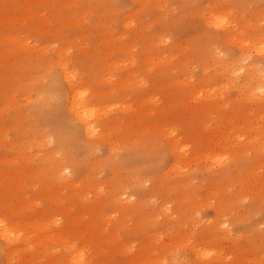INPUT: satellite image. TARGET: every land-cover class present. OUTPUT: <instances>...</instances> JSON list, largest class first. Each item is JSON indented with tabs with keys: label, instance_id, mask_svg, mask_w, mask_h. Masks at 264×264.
I'll use <instances>...</instances> for the list:
<instances>
[{
	"label": "rangeland",
	"instance_id": "obj_1",
	"mask_svg": "<svg viewBox=\"0 0 264 264\" xmlns=\"http://www.w3.org/2000/svg\"><path fill=\"white\" fill-rule=\"evenodd\" d=\"M40 1H42V2H40ZM40 1L37 2L36 0H0V139H1L0 140V198H1L0 199V211L3 210V211H1V213H3V212H4V214L7 213L6 215L9 217L10 220H13L14 222L17 221V222H20V223H23V222H25L27 220H31V219L39 220L41 218H45V219H49L50 221H52V219H55V220L58 219L57 220L58 222L55 221V222H53V225H50V226L47 227L46 233L53 234L55 231H58L57 228H60L61 230H67V231L68 230H74V229H77V230L81 231L78 239L76 240V242H78V243H76V246L79 247L81 245H85L88 248L89 256H92L94 259L96 257L95 260L97 262H99L100 259H101V261L99 262L100 264H105L107 261L109 262V263L107 262V264H120V263L124 264L125 261L129 258V253H125L124 252L126 255L123 252H120V251H118V253H117V250L113 247L111 241H112V239L115 238V236H118L120 238V240L128 241L129 244L132 245L131 249H132V253H134V255L142 252L144 254L143 255L144 257H145V254H148L149 259L150 258L156 259L158 257L159 258H161V257L165 258L166 257L162 264H174V263L175 264H191V263L192 264H202V263L203 264H206V263L207 264H260V263H258L256 261H254V258L256 256L257 257L260 256V257H262L264 259V204L262 202H260V204H261L260 205L257 202L258 200L255 197H253L252 193L248 194V195L246 193V195L244 197H242L243 199L242 198H237L235 193L240 190V185H238V184H236L234 182L232 183V185H229V186L228 185H224V184H216V185H211L209 187L208 184L210 182H209V179L207 180V178H211V177L215 176L216 172L217 173L221 172L223 168H219L220 165L222 166L223 164L225 165L227 163L228 164L230 163L229 166H228V164L225 165V166H227V169H229V170L232 169L231 173H232V177H233V172H234V174H235V172L237 173L238 168L244 167V166L245 167L249 166L251 168L258 162L261 164V161H263V159H264V153L262 152V150L264 151V140L260 143V146H259V147L263 146L262 148H260V153L262 152L260 155L255 154V152L250 148V146H248L250 144L246 145V137H248V134L250 133L251 137H254L255 136L254 134H256L255 131L253 130V128L257 127V129H255V130H258V129L261 130L262 128H260L261 127L260 125L262 123H263L262 127L264 125V122H263L264 114L262 113L263 110L260 111L264 107L262 106V104H261L260 107H257V106L260 105L257 101H254V100H253V102L250 101V99H248V98H246L244 96L243 92L238 91V90L241 89L240 88V84H242L241 82H243V79H244V78L242 79L241 77H244V73L243 72H245V71H243V70H247L245 68L246 66L248 67L249 64L252 63V62L253 63L259 62V64L264 66L263 65L264 64V57H263L264 55L261 53V52H264V51H262L261 48H259V46L264 45V37H263L264 33L262 32V30H264V11H263L264 10V0H228V1L227 0H216V1L214 0V2H213V0H167V1L166 0H162V1L161 0H155V1L154 0H150L151 2L149 0H146V2H145V0L144 1L143 0H139V2H138V0H136V1L135 0H79V1L75 0L76 2L74 0H69L68 2H65L67 0H40ZM72 1L74 3H71ZM31 2H32V4H31L32 6L30 5ZM64 2H65V4L66 3H69V4L68 5L67 4L63 5ZM133 2H134V4H133ZM142 2H145V6H144V4H142ZM147 2H148V4H147ZM154 2H155V4L157 3L156 4V6L158 5L157 7L155 5H153ZM136 4L137 5L140 4V6H137ZM94 5H97L98 8H97V6L94 7ZM165 5L167 6L166 8L168 9V10H166L167 12L163 11V9L165 8ZM87 6L90 7V8H86ZM135 6L137 7V10H136ZM146 6L149 9L150 8L152 9V13H151V9L148 10V8ZM153 6L155 8H153ZM232 7H233V10L231 9ZM229 8H230V10H229ZM87 9H89V10H87ZM90 9L93 10V11H90ZM131 9H132V11H131ZM160 9H162L161 10L162 13L159 11ZM169 9H171V10H169ZM212 9H214V10H212ZM39 10H40V12H39ZM82 10H83V12H82ZM134 10L136 12H138L140 10L142 12V14H141V12H138L137 14H135ZM215 10L216 11L220 10V12H221V10H222V12L224 10L225 13L227 12L228 13V14L226 13L227 19L228 20L231 19L230 20L231 22L228 21V22H230V24H228V22H226L227 24L224 23V24H222V26L219 27V25H217L214 22V19H215L214 16H212V15H214L213 12H216ZM37 11L39 12V14L37 13ZM88 11H90L92 14L90 12H88ZM129 11L131 12L130 13L131 15L129 14ZM143 11H145V13ZM197 11L198 12L206 11V12L203 13L204 14V18H202V19H201V17L199 18L200 15L201 16H203V15L201 13H199L200 14L199 15L197 13ZM259 11L260 12L263 11V12H261V15H260ZM79 12H80V14H79ZM240 12H244V13H240ZM160 13L163 14V15H161ZM210 13L212 14L211 16L214 19L212 17H210ZM28 14H29V16H28ZM132 14L134 16L136 15L135 18L132 16ZM153 15H155V16H153ZM159 15H161V16H159ZM228 15H230L229 17H232L233 15L234 16H233V18L229 19ZM237 15H238V18L239 17H243V16H244L243 18L247 17V19L250 20V23L249 22L248 23L251 26L250 25L249 26L248 25H243L244 23H247V21H244V20H246V18L243 20V22H244L243 23L242 20L237 18ZM57 16H58V18H57ZM163 16H166L165 17L166 19ZM248 16H249V18H248ZM126 17H129V18H132V19L134 18L133 19L134 20V22H133V26L134 27L132 26L131 29H130V27L127 28V27H124V25H123V21L125 19L127 20ZM161 17H162V21L164 20L163 22L160 19ZM167 17L170 18V19L168 20ZM75 18H76V20H75ZM104 18L107 19L108 22ZM147 18L149 20L151 19L150 22H149V20L147 21ZM171 18H173V19H171ZM206 18L207 19L210 18L212 23H210L209 19H208L209 22L208 21H204V20H207ZM257 18H259V19H257ZM23 19H25V20H23ZM66 19H68V20H66ZM122 19H124V20H122ZM138 19H140L139 20L140 22H138ZM153 19H154V21L159 19V20H157V21H159L158 23H157V21L154 22L156 28L154 26H152V25H154L153 22H152ZM60 20H61V22H60ZM71 20L72 21L74 20L76 22L73 21V23H72ZM141 20H142V23H141ZM166 20H168V21H166ZM252 20H253V22H252ZM256 20H257V23H258V21H260L258 24L263 25V27L261 25L260 26L259 25H254L255 24L254 21H256ZM77 21H79L78 24H77ZM86 21H88V22H86ZM39 22L41 24H39ZM115 22H117V23H115ZM144 22L145 23L147 22V24H145ZM151 22H152V24H150ZM165 22H167V23H165ZM207 22H208V24H207ZM232 22H234V23L232 24ZM236 22L239 23V24L236 25L237 24ZM240 22H241V24H240ZM42 23H44L45 26ZM138 23H139V25H138ZM143 23L145 25H143ZM156 23H157V25H156ZM64 24H65V28H64ZM120 24H122L123 26H121ZM170 24H171V26H170ZM209 24H210V26H209ZM214 24H215V26L217 25L216 26L217 28L215 26H213ZM38 25H39V27H38ZM100 25H103V26L101 27ZM226 25H227V28H229V30H231V27L233 25V28H232L231 32H228V35L231 33L230 34V38H233V39L237 40L238 38H236V37H239V38L241 37L240 40L243 42L245 40L252 39L254 37L252 34L255 35L254 38H256V36H257L256 34H258V37L261 38L262 40L260 39L261 40L260 42H258V40L255 42V40H254V44L255 45L253 43H252V45H250L251 43H247L248 45L245 43L246 44V46H245L244 43L243 44L241 43L240 46L242 48H240L239 46H236V45H239L241 41L237 40L238 42H234V40L230 39L229 36L228 37H223L224 33L225 34H227V33L224 31V28L221 29V27H223V26L225 27ZM135 26L138 27V29H136V31H134L135 30L134 28H136ZM252 26L254 27V29L257 28V26H258L260 28V30L257 28V30H256L257 33L255 34L256 31H253L254 29H253ZM55 27H56V29H55ZM105 27H106V29H105ZM121 27L124 28V29H122ZM149 27H150V29H149ZM153 27L155 29H153ZM236 27H238L237 30L239 28H241L240 32H238L236 30ZM125 28H127V29L125 30ZM142 28H144V29H142ZM99 29H100V31H99ZM121 29H122V31H119ZM102 30H104V32ZM107 30H109V31L111 30L112 33L111 34L109 33V35H108L107 32H109V31H107ZM123 30L125 32H123ZM146 30L148 31V33H149V31H152V32H150L148 34L146 32ZM214 30H215V32H214ZM105 31H107V32H105ZM234 31H236V33H233ZM96 32H98V33H96ZM99 32H100V34H99ZM143 32L144 33L146 32V33L144 34ZM241 32L244 35H242ZM246 32H247V34H246ZM258 32H260V34ZM13 33L17 36L18 39L21 38L20 40H27L28 43H29L28 45H30V46L28 47V45H26V44L24 46H22V45H19L18 43H12V41L9 39V37ZM117 33L118 34L121 33L120 34V35H122L121 39H120V35H118ZM152 33H153V35H152ZM204 33H205V35H204ZM7 34H8V36H7ZM128 34L131 37H127ZM135 34H137V35H135ZM138 35H139V37H138ZM144 35H145V37L143 38ZM148 35H149V37H151V39L153 41L150 40V39L148 40V38H147ZM154 35H156V36H154ZM219 35H220V38L218 39ZM250 35L252 37H249ZM78 36H79V39H77ZM108 36H111L113 40L111 39V37H108ZM124 36L127 37L126 39H128V40L124 39ZM166 36H168V37H166ZM244 36H245V38H243ZM72 37L74 38V40H73ZM140 37L142 39H140ZM152 37H155V38H152ZM157 37H159V39ZM163 37H164V41L165 42H166L165 38H168V40L170 42H172V43H170L168 40L165 43L164 41H162ZM24 38H26V39H24ZM75 38H76V40H75ZM129 38L132 39L130 41L129 45L132 44V46H133L134 44H137V46L136 45L133 46V49H132L131 46L128 47ZM135 38L136 39L139 38V39L136 40ZM226 38H228V40ZM100 39L103 40L102 41L103 43H101ZM222 39H224V41ZM229 39H230L231 42H234V43L232 44L229 41ZM98 40H100V41H98ZM125 40H126V42H125ZM140 40H141V42H140ZM159 40L162 42V44H159V43H161ZM188 40L190 42H188ZM191 40L193 42H191ZM225 40L228 42V44H227V42ZM70 41H72V42H70ZM104 41H106V42H104ZM154 41H156V42H154ZM195 41L197 42V44H195ZM35 42L37 44H35ZM95 42H96V44H95ZM144 42L146 44H144ZM225 42H226V44H225ZM78 43H80V46L78 45ZM108 43L111 46H109ZM237 43H239V44H237ZM176 44L177 45L179 44V45L177 46ZM180 44H183V45H180ZM45 45H46V47H45ZM81 45L82 46L85 45V46L82 47ZM97 45L100 46L102 49H100V47L98 48ZM153 45H154V47H153ZM165 45L168 46V48H170L172 50L171 51V53H173L172 55H171V53H169V54L167 53L166 54V51H167L168 48ZM256 45H257V47H256ZM14 46H15V48H14ZM18 46H20V47H18ZM73 46H74V48H73ZM145 46H146V48H145ZM205 46H207V47H205ZM251 46L256 47L257 48L256 51H258V53L256 51L254 52V50L256 48L253 50V47H251ZM37 47H38V49H37ZM61 47H63V48H61ZM95 47H96V50H95ZM106 47H107V49H106ZM175 47L178 48V49L177 50L174 49ZM212 47L214 49H216L215 52H217V53L219 52V54H221L219 56V54L216 53L218 55V59H216V61H214V57H213V53H214L213 50L214 49H212ZM250 47L252 48L251 49L252 52L249 49ZM45 48H47V49H45ZM67 48H69V50ZM80 48H83V51H80L79 50ZM92 48H93V50H92ZM125 48H126V50H125ZM183 48H185V49H183ZM204 48H206V49L204 50ZM66 49L69 52H71L70 56H69L68 55L69 53L67 51V55H68V57H70L69 60L68 59L63 60L65 58H68L66 56V52H65ZM119 49L122 50V51H119ZM143 49H145V50L141 51ZM170 49H168L167 52H170L169 51ZM2 50H4V51H2ZM97 50H99V51H97ZM100 50H102V52ZM110 50H111L112 53L110 52ZM112 50L116 51L115 52L116 54L114 53L116 56L113 55L114 51H112ZM154 50L155 51L157 50L156 51L157 53ZM164 50H165V54L164 53L162 54V52H164ZM244 50H248V51L244 52ZM41 51H43V52H41ZM127 51H129V52H127ZM136 51H138L139 53L136 52ZM202 51L204 53H202ZM208 51L210 52V54H209ZM55 52H56V54L57 53L58 54L59 53H61V54L63 53L62 54L63 56H60L61 58H59V56H56ZM130 52H132L133 54L131 53L132 54L131 55ZM143 52H145V53H143ZM159 52L161 53L162 57H161V55H159L160 54ZM192 52L194 54L197 53L198 57H197L196 54L195 55L194 54L191 55L190 53H192ZM241 52H243V53L241 54ZM78 53H79V55H78ZM106 53H107V56H106ZM174 53L177 54V56H174ZM198 53H200V54H198ZM222 53L224 54V56H223ZM245 53H248V56H250V57H247L246 56L247 54H245ZM41 54H44V55L41 56ZM145 54H147L148 56L145 55ZM153 54L154 55L156 54L155 57L157 56V57H160V58L164 59L165 63H167V64L164 66L165 63L163 61V63H161V64L158 63L156 65L155 64L152 65L151 57H154ZM204 54H205V56H204ZM124 55H126L125 58L123 57ZM170 55L173 58V60L171 59ZM243 55L246 56L245 59L243 58ZM261 55H263V56L261 57ZM76 56H77V58H76ZM103 56H104L105 59L102 58ZM173 56L176 57V58H174ZM222 56H223V58H222L223 60H228V61L231 60L234 63L230 64V63H232L231 61L227 62V64L228 63L230 64V66L228 67L229 64L226 65L225 63L220 62L221 58H219V57H222ZM15 57H17V58H15ZM114 57H117V60ZM127 57L129 58L128 61L131 60V62L126 61ZM184 57L185 58L189 57V58L186 60V59H184ZM211 57H213L212 60H210ZM13 58L17 59V60H14ZM111 58H112V60H111ZM143 58H144L145 63L143 61V63L141 64ZM147 58H150V60L149 59L146 60ZM201 58L203 60L202 62H200ZM121 59L123 61H121ZM137 59H138L140 65L137 64L138 63ZM170 59H171V61H169ZM177 59H179V60H177ZM4 60H6V61H4ZM60 60L64 61V62L66 61V63H67L66 65H67L69 70L76 71V73L79 71L78 72L79 75H78V77H76L77 80L75 79V83L78 82V84L76 83L77 86L80 85V84L82 86H84L83 84H85V87L88 86L91 89L92 94H95L94 98L95 97L99 98V95H101V93H99V91L102 92L103 95L100 96V97H103V100L102 101L100 100V102L102 104L99 103V100H97V101H95L96 103H94L96 106H100L101 107V105L104 104L105 108L103 110L107 111V110L112 109L111 111H108L109 113H106V114L104 113L106 111H104L103 113L105 115L101 114L102 116L99 115L96 118L97 124H100L99 125V129H101V130L106 127V126L104 127L105 123H106V125H107V122L110 125L112 123H114V125L112 124L111 126L107 125L109 128L106 127V130L103 129V131L101 133V134H103V138L106 141L103 140V138H101L102 136L98 137L100 140L97 139L96 137H93L92 139L88 138V137H85V135H83L84 133L82 131H80L81 130V128L79 126L80 123L78 121H76L75 119H73V116L70 113V111L68 110L67 105H66L67 96H68V93H69V91H68L69 88L66 86L68 83L63 78L62 70H61V68H59L60 66H58V64L60 63ZM76 60H77L78 64L75 62ZM87 60H89L88 61L89 66H88ZM90 60H91V62H90ZM109 60H111V62ZM209 60L211 61L210 63H209ZM237 60H240V62L237 63L236 62ZM106 61H107V63H106ZM172 61H173V63H171ZM177 61H178L179 64L181 62L180 68L175 67V66H179ZM183 61H184V64H182ZM192 61H193V63H191ZM195 61H197L198 65L196 64ZM95 62H97V63H95ZM149 62H150V64H149ZM189 62H190V64H188ZM203 62L205 64L207 63V65H209V66H212L213 64H216V66L213 65L212 67H209V66H206ZM212 62H213V64H211ZM110 63H113V64H110ZM114 63H116V64L119 63L118 66L120 65L121 67H118ZM124 63H126V64H124ZM130 63H132L133 65L130 64ZM221 63L223 65L225 64L227 67L225 65H224L225 67H223V65H221ZM244 63H247V64H244ZM107 64L109 65V67L107 66ZM122 64H124L125 67ZM127 64H129V65H127ZM186 64H188L187 66L189 68H187L185 66ZM191 64H193V66H191ZM217 64H218V66H217ZM241 64L242 65L244 64L245 67H244V65L241 66ZM130 65H131V67H129ZM169 65H170V67H169ZM231 65L232 66L234 65V68ZM104 66L108 67V68L106 67L107 68L106 71L104 69ZM111 66H113V67H111ZM134 66H135V68L137 66L138 67L135 69ZM154 66H155V68H154ZM166 66H167V68H165ZM236 66H239V68L237 67V69H236ZM78 67H80V68L78 69ZM128 67H129V70L127 71ZM162 67L166 71L163 70ZM217 67L219 68V70H220V67H222V69L224 68L222 71H224L225 68H226V70L228 69L227 70L228 73H227L226 70L224 71L225 73L221 72V71L220 72L222 74L219 73V70H218ZM70 68H73V69H70ZM83 68H84V71L85 70H87V71L89 70L90 72L89 71L88 72L87 71L84 72ZM109 68H111L112 71H116V72H112L113 75L115 74L116 77L114 76V78H113L112 74H111V77H109L110 73H111V70ZM116 68H117V70H116ZM118 68H119V70H118ZM131 68H133V69H131ZM138 68H140L141 72L139 71ZM177 68H178V70H177ZM206 68H208L210 70L207 69V71H205ZM242 68H243V70H242ZM263 68L264 67H262L261 69H263ZM92 69H93V71L95 69H97V70H95V72H93ZM100 69L101 70L103 69L102 72H104V73L108 72V73L107 74L106 73L105 74L101 73ZM141 69L143 70V72L147 71V73L144 74ZM145 69H146V71H144ZM160 69H161L162 73H159ZM186 69L188 70V72H187ZM230 69H232V71L234 69V71H233L234 75L232 74V71L229 72ZM131 70L133 72H135V73H137L138 71L139 72L135 75V73L133 74V72ZM189 70L191 71V74H190ZM199 70H201V71H199ZM217 70H218V73H217ZM184 71H185V73H182ZM212 71H214V72H212ZM240 71H242L241 72L242 74L240 73ZM171 72H173V73H171ZM174 72H175V74H174ZM178 72H180L179 74L181 76L179 74H177ZM82 73L83 74L86 73V75H83ZM97 73L99 75H97ZM131 73H132V75H131ZM167 73H168V76H167ZM204 73L205 74L207 73V74L205 75ZM213 73H216V74L214 75ZM102 74H104L105 76H103ZM159 74H160V76H158ZM210 74H211V77L208 78ZM225 74H227V75L232 74V76L230 75L231 78L229 76V80H228L227 79L228 76L225 75ZM235 74L239 75L240 78L237 77L238 78L237 79L236 78L237 75H235ZM59 75H60L61 78L59 77ZM107 75L110 78L109 79L110 82L107 79L108 77H106ZM122 75L124 77L125 76L129 77V75H130L129 78H131V79H132V77L136 76V77H134V79H135L134 82L130 81L131 83L130 84L128 83L129 84L128 86H132L133 85L132 87H128L126 89L125 88L126 86L125 87L123 86L121 88L119 87V85L116 86L117 83L120 80L124 79V77ZM204 75L207 76V78ZM98 76H100V79H99ZM153 76H154V78H153ZM177 76H178V80L179 81L176 78ZM186 76H187V78H185L186 80H183V82L186 81L185 84L187 83L188 80L191 82V85H193V84L197 85L199 83L198 84V85H200L199 87H204L205 84H206L207 88H209V91H211V92L213 91L214 93L212 92L213 93L212 94L209 91H206V92H208L212 96L214 95L215 97L216 96L217 97L215 98V97H212L210 95L209 96L210 99H209L206 96V94H208V93L202 94L201 92H199V93H201L203 95L202 96L201 94L199 95L198 91H195V92L190 91V89H191L190 83H187L188 85H185L181 81L184 78H182L180 80L181 77H186ZM202 76H204L206 80L208 79V81H211V82H208V81L204 82L206 80ZM234 76H235V79H234ZM158 77H160V78H158ZM167 77H168V79H167ZM188 77H192V78H188ZM59 78H60V81L63 80L61 83L59 82ZM116 78H118V79H116ZM140 78H141V80H140ZM142 78H144L145 81L142 80ZM157 78L160 80V82L158 81ZM172 78L174 80H172ZM43 79H45V80H43ZM81 79H83V82H85V83H83ZM111 79H112V82H113V80H119V81H117V82L114 81L113 82L114 84H113L111 82ZM190 79H192V80H190ZM198 79H200V80L202 79L201 80L202 83ZM231 79H232V82H231ZM33 80H35V81H33ZM80 80H81V83L79 82ZM152 80H154V81L151 82ZM164 80H165V82H164ZM168 80L169 81L170 80L173 81L174 84L172 82H169ZM90 81L92 82V84L90 83ZM176 81H178V83ZM197 81H198V83H197ZM227 81H230L229 84L227 83ZM138 82H140L141 84L140 83L138 84ZM222 82L227 83V84L223 83L225 85L224 86L222 84ZM235 82L236 83L238 82L237 83V87H238V84H239L238 88H234L236 86ZM88 83H90L91 85L88 84ZM158 83H160L161 85H159ZM168 83L170 85H172V86H170ZM214 83H215V87H217V88H215L214 86H211V84H214ZM220 83L222 84L223 88L222 87L220 88V86H221ZM126 84L124 83V85H126ZM149 84H151V85H149ZM179 84H180V86H179ZM182 84H183V86H182ZM216 84L219 85V89H218V86ZM111 85H114L115 87L113 86V88H112ZM134 85H136L135 86L136 89L134 88ZM152 85H153V87H151ZM165 85L167 86V88L165 87ZM92 86H94L93 87L94 89L91 88ZM110 86H111V88H109ZM142 86H144V87L142 88ZM162 86H164V87H162ZM100 87L104 91L101 90ZM104 87H105V89H104ZM157 87L160 88L161 90L163 89L164 91L163 90L161 91L160 89L158 90ZM169 87H171V88H169ZM63 88H65V89H63ZM95 88L97 89V91H96ZM122 88H123L124 91L122 90ZM138 88H139V90H138ZM150 88H151V90H150ZM212 88L213 89L215 88L214 89L215 91ZM109 89H110V91H109ZM113 89H115V90H113ZM143 89H146V90H143ZM167 89L169 91H171V92H169ZM216 89H218L220 91L218 92V90L216 91ZM105 90L110 92V94L107 93ZM112 91H114L116 95ZM116 91H117V93H116ZM121 91L124 92L125 94L127 93L126 96H125L124 93H121ZM139 91H141V92H139ZM149 91H151L150 94L152 95V97L149 94ZM152 91H153V93H152ZM166 91H167V94L169 93L168 95L166 94ZM103 92L105 94H107L108 96L105 95ZM156 92H159L160 94L158 93V95H157ZM181 92L182 93L184 92V94L181 95ZM111 93H113L114 96ZM155 93H156V95H155ZM191 93H193V96L195 97L194 99H193V96H192ZM203 93H205V92H203ZM219 93H221V95H219ZM142 94L144 95V97H146V96L149 97V95H150L149 98H151V99H149V100H151V101H148L146 99L148 97L145 98L146 100H144L143 97H139ZM222 94H223V96H222ZM241 94L243 95V97L245 99L242 96H240ZM96 95H98V96H96ZM119 95H121V96L119 97ZM127 95L129 96V98H130V95H131V98L130 99L127 98L128 97ZM109 96L111 98H113V99H110ZM133 96H134L135 99L132 98ZM174 96H176V97H174ZM179 96H180V98H179ZM31 97H32V99H31ZM155 97L158 100H156V101H155V99L153 100V98H155ZM160 97L162 98V100H161ZM190 97H192V98H190ZM196 97L198 98V100H197ZM220 97L222 99H219V100H224V101H220V104H219V100L217 101V99L220 98ZM115 98H116V100H115ZM118 98H121V99H118ZM136 98L137 99L142 98L143 100L142 99L141 100L144 101V103L141 102V101H138V100L137 101H133V100H136ZM168 98H169V100H168ZM187 98L191 99V100L186 102L185 100H187ZM211 98L212 99L214 98L213 101H217V102L213 103V101H211L212 100ZM131 99H133V100H131ZM225 99L226 100L228 99L229 101L227 100L228 101L227 102V101H225ZM11 100H13V101H11ZM104 100H106V101L103 102ZM109 100L111 102H112V100H114L116 104L113 103L114 102L113 101L112 102L113 107H111L112 105L110 104L111 102ZM173 100H175V101H173ZM195 100H196V103H194ZM208 100H209V102H207ZM120 101H121V103H123L122 105H121V103H119ZM125 101L127 102V104H130V102H131V104H132V102L137 103V104L133 103V105H131V106L133 107V110H136V107H137L136 111H138L139 109L140 110L138 112H136V111L132 112L133 111L132 108L128 109L130 107H128V108L126 107V110H125L124 104L127 106ZM152 101L153 102L155 101V102L153 103ZM159 101H160V103H159ZM163 101H164V103H161ZM170 101H171V103H169ZM190 101L192 102V104L194 103L195 105L192 106ZM237 101H238V103H236ZM244 101H247V102H244ZM108 102H110V103H108ZM145 102H147V103H145ZM148 102H151V103L148 104ZM156 102L161 105V107H162L161 109H160V107L156 108V105H157ZM172 102L175 104V106L172 105L173 104ZM206 102H207V104H206ZM222 102H224V103L227 102L226 103L227 107H224L226 105L223 104ZM249 102H251L252 104L249 103ZM139 103H140L141 106L138 105ZM155 103H156V105H155ZM167 103L171 104L172 106L169 105L170 106L169 107ZM177 103H179V104H177ZM180 103L184 104V105H181ZM186 103L187 104L189 103L188 106H186ZM235 103H236V106H234ZM253 103H254L255 106L253 105ZM106 104H107V108H106ZM159 104L157 106H159ZM162 104L165 106L164 108H163ZM201 104H202V106H201ZM109 105H110V107H109ZM114 105L115 106L117 105L116 106L117 108ZM118 105L120 107H118ZM204 105H206L205 106L206 109H205ZM211 105H213V106L217 105V107H214L215 110L212 108L213 106L211 107ZM220 105H222V106H220ZM121 106H123V108ZM145 106H147V107L145 108ZM176 106H178V108ZM183 106H185V107L183 108ZM209 106L212 109H210ZM233 106L236 109L233 108ZM140 107L145 109V110H142ZM148 107H150V108H148ZM181 107H182V109L178 110ZM186 107H187V109H186ZM228 107L229 108L231 107V108L229 109ZM244 107H246L247 109L250 108L248 110L249 112H247V109L244 108ZM255 107L260 108V109H256ZM102 108H100V109H102ZM218 108L220 110L217 111ZM238 108H240V109H238ZM118 109H120V110L118 111ZM149 109H151V110H149ZM155 109L158 110V111H155L156 114L154 112ZM165 109H167V110H165ZM168 109H170V110H168ZM171 109L173 111H175L173 113V115H172L173 111ZM174 109H176V110H174ZM195 109H196V111H194ZM201 109H203L202 111L205 114L201 111ZM233 109L235 111L237 110L239 112H237V111L235 112V111H233ZM251 109L253 111L255 110L257 112L254 111L255 112L254 113ZM115 110H117V111L115 112ZM164 110L167 111V112L165 113ZM198 110H199V112H197ZM207 110H208V112H207ZM120 111H121V113L123 112V115L121 113H119ZM124 111H126V112H124ZM130 111H131L132 115L134 114L133 117L135 116L134 120L136 119L135 120L136 122L138 120H140V121L137 122V124L140 122L138 125H135L136 124L135 121H133L134 123L130 122V121L133 120L132 115H130L131 113L130 114L128 113ZM168 111H169V113H168ZM185 111L187 113H185ZM220 111H222V112H220ZM229 111H231V112H229ZM244 111L246 112L247 115H249V117L245 114ZM251 111H252V113H250ZM258 111L261 112L260 115H258ZM139 112H142V113L144 112V114H142V113L140 114ZM150 112L153 113V114L151 115ZM206 112L208 113V117L206 116V114H207ZM212 112H213V114H211ZM218 112H219V114H218L219 117L216 116ZM228 112L230 113V115L232 117L229 115ZM241 112H242V114H241ZM116 113H119V114L116 115ZM135 113H138L140 115H138L137 118H136V114ZM158 113L159 114L161 113V114L159 115ZM222 113H224V115L227 116V119H226V116H224ZM234 113L235 114L237 113L238 115L237 114L235 115ZM253 113L255 114V116H252V115H254ZM111 114L114 115L113 118H112ZM124 114H125V116H124ZM127 114H129V116ZM146 114H147V116L148 115L149 116L145 117ZM187 114H190V115L187 116ZM191 114L192 115H198V116H197V118H196V116L192 117ZM201 114L202 115L204 114L205 118H203L204 116H202ZM220 114H222V115H220ZM141 115H143V116L141 117ZM150 115L152 117H155V118H152ZM166 115H168L169 117L168 116L166 117ZM239 115H241L242 119L241 118H237L236 119V117L239 116ZM242 115L243 116L245 115V118ZM109 116H111V117L109 118ZM122 116H124V118ZM161 116H162L164 122L162 121ZM174 116H177L178 118H176ZM179 116L182 119H180ZM221 116H223V117L221 118ZM233 116H234V118H233ZM246 116L249 119L251 118L250 116H252L251 119H252V122L255 121L254 122L255 125H254V123L250 124L249 122H250L251 119L248 120L246 118ZM256 116L259 117V118H257ZM119 117H121L122 120ZM139 117H141V118H139ZM183 117H185L184 120H183ZM189 117L191 119L190 120L191 122H188L189 121ZM254 117H256L257 120H255ZM128 118H130L131 120L128 121ZM200 118H203V119L200 120ZM102 119H104V120H102ZM112 119H114L115 121H113ZM154 119H156V120H154ZM196 119L198 120L197 122H196ZM206 119H207V121H206L207 125L204 124L206 122H203ZM224 119H225V122H226V120H228V121L229 120H231V121L234 120V122L233 121L232 122L229 121L230 124L228 122L225 123V122H223ZM259 119H261V120H259ZM110 120L113 121V122H110ZM151 120H153L154 123ZM174 120H176V121H174ZM181 120L183 121V123H182ZM242 120H244V121L242 122ZM246 120H248V124H246L247 123ZM148 121H150V122H148ZM167 121H168V123H166ZM180 121H181V123H179ZM193 121H194V123H193ZM259 121H261V123H258ZM119 122L121 124H119ZM129 122L133 125L132 127H131ZM173 122H175V123H173ZM237 122H238V124L240 123L239 125L241 127L237 124ZM127 123H129V124H127ZM148 123H149V126H148ZM160 123H162V124H160ZM171 123H173L172 126H170L171 129H172V127L174 129V126H175V129H178L179 131L178 130H173V129L171 131H169L168 130V128H169L168 126L171 125ZM186 123H187V129H188V134L187 135H186L187 129L185 127ZM256 123H257V125H256ZM123 124H126L127 127H126V125H123ZM142 124H146L145 125L146 127L144 126V128L146 129L148 127L147 130L149 129V127H152V128L149 129L151 131L149 132V130L146 131L145 129H143V125ZM195 124H198V126L197 125L194 126ZM223 124L225 126H222ZM235 124H237L238 127ZM258 124H260V125H258ZM101 125H102V127H101ZM140 125H142V126H140ZM152 125H154V126L157 125L158 128H156L157 126L154 127ZM188 125H189V127H188ZM219 125L222 126V127L220 128ZM234 125H235V128H233ZM245 125L246 126L248 125V127L245 128L246 127ZM75 126L78 127V129L75 128ZM159 126H161V127H159ZM201 126H202V129H201ZM218 126H219V129H218L219 131L217 130ZM226 126L228 127V129H226ZM251 126L253 127L252 130L250 128ZM111 127H112V129H111ZM115 127H117L116 129H118V130L115 131ZM123 127H125V128H123ZM129 127H131V128H129ZM135 127H136V129H135ZM140 127H141L142 130L140 129ZM122 128H123V131H122ZM189 128H192L195 131L193 132V130L189 129ZM197 128L201 129V130H198ZM222 128H223V132H221ZM230 128L233 131H231L230 134H227V131L230 130ZM248 128H249V130H248ZM124 129H126V131ZM131 129L132 130L135 129L136 131H134V130L131 131ZM137 129L138 130L140 129V131H138ZM152 129L153 130L155 129V130L153 131ZM206 129H207L208 132H210V130H211L210 133L213 132L216 137H220V138H216L214 136V134L213 135L211 134L212 135L211 136V135H209L210 133L209 134H208V132L205 133ZM236 129H239V131L237 130L238 133L236 131H234ZM127 130H129V132H127ZM157 130H158V132H157ZM163 130H164V132H163ZM240 130L244 131L245 134H243V132H242V134L244 136L242 134H240V137H239V133L241 132ZM260 130H258V131H260ZM75 131H77V132H75ZM165 131L169 132V134L166 133ZM173 131H175L176 135L175 134L173 135V133H174ZM252 131H254V132H252ZM118 132L120 133V135L118 134ZM137 132L140 133V134H141V132L142 133L144 132L143 133L144 135L143 134L140 135ZM146 132L149 133V134H147ZM154 132H155V136H154ZM179 132L181 134L182 133L184 134V132H185V134H184L185 136L183 134L181 136V134H179ZM202 132H204L207 135H205ZM224 132H226V135H228V136H224V135L221 136ZM233 132L236 135L238 134V136H236ZM73 133H75V134H73ZM124 133H127L128 135L130 134L129 135L130 141H129V137L127 136V134H124ZM193 133H195V134H193ZM216 133H218V134H216ZM145 134H146V137H145ZM200 134H201V136H200ZM202 134H204V137H206L207 139H203V135ZM107 135L110 138H108ZM115 135L116 136L118 135V137H116ZM137 135H139L140 137L139 136H138L139 138L135 137ZM142 135H143V137H141ZM197 135L199 136V138H198ZM250 135H249L248 138H251ZM82 136H83V138H82ZM133 136L135 138L131 139ZM170 136H172V137H170ZM180 136H181V138H180ZM188 136L192 137L193 139H191ZM121 137L124 139V141H123V139ZM152 137H154V139L157 138L158 140H155V142H153L154 140H153ZM162 137H165V138L163 139ZM211 137H212V139H210ZM222 137H224V138H222ZM94 138H96V139H94ZM161 138H162V140H161ZM166 138H168L167 141H166ZM171 138L175 139V140H172ZM195 138H198V139H195ZM215 138H216V141H214ZM232 138H234L235 140L232 139ZM248 138H247V141L249 140ZM111 139H113V141ZM114 139H116V142H115ZM140 139L141 140L145 139V140L144 141H140ZM177 139H179V141ZM200 139H201V143H200ZM217 139L220 140V141H217ZM262 139H264V134L262 135ZM27 140H29V144L31 145V147H30V150L28 152L29 157H27V155H25L27 157V158H25L18 151V146L16 145V141H18V142L19 141L20 142L26 141L27 142ZM83 140H85L86 142L85 141L83 142ZM118 140H119V142H118ZM126 140H128V141L126 142ZM151 140H153V141H151ZM176 140L178 141L177 142L178 145L176 144ZM183 140H185V141H183ZM221 140H223V141H221ZM242 140H245V141H242ZM149 141H151V142H149ZM182 141L184 143H187V144H185V145H187L186 148L188 146L194 147V146H196V143H197L196 147H194L192 149L189 147V148H187L188 150L186 149V153H185V158L186 159H184V156H183V159H181L182 156H180V154L178 153L179 151H177V150L181 151V149H182L181 146H182V144H184ZM195 141H197V142H195ZM209 141H210V143H209ZM234 141L236 142V145H234ZM90 142H91V145H90ZM129 142H131V143H129ZM144 142H146V143H144ZM164 142L167 143L168 145L165 144ZM180 142H181V144H179ZM190 142H192L193 144L190 143ZM224 142L226 144L227 143L228 144L226 145V144H224ZM237 142H238V145H237ZM243 142H245V143H243ZM121 143H123V144H121ZM106 144L107 145L111 144V146L114 147V148L111 147V149H110L109 148L110 146H107ZM113 144H114V146H113ZM138 144H140L139 146L140 147L142 146V148H139V146H137ZM149 144H150V146H149ZM213 144H215V145H213ZM9 145H12V146H9ZM115 145H116L117 148L115 147ZM117 145H119V146H117ZM172 145H173V147H172ZM179 145H180V148H179ZM224 145H226L228 147L225 146L226 147L225 148ZM14 146H15V150H13ZM86 146L88 148H86ZM146 146L147 147L149 146V148H146ZM208 146H210L211 150L209 148H206ZM222 146H223L224 149H221ZM230 146H233L234 149L231 148ZM246 146L249 147L248 149H250V151H247V155L248 156L250 155L251 157H248L246 155V153H245V151L247 150V149H245ZM107 147H108V149H107ZM202 147H203V150L201 149ZM229 147H230V149H228ZM174 148L176 149V151H175ZM213 148H215V150L220 149V150L217 151V153L221 152V153H223L225 155H228L229 158H230V159L226 160L228 162L224 161L225 163L223 162V163L219 164L218 162L213 160V158H211L212 160H211V163H210V161L207 158L209 156L211 157L210 153H211ZM241 148L244 149V150H242ZM114 149H115V151H114ZM208 150H210V151H208ZM226 150L227 151L229 150L228 153L223 152V151H226ZM236 150L238 151V153H236V156L237 155L239 156V157L237 156L238 157L237 159L234 156L235 154L233 155L234 152H237ZM241 150L244 151V153H242ZM251 150H252V152H251ZM198 151L201 152V153L203 151V153L199 154ZM208 152H209V154H208ZM231 152H233V153H231ZM44 153H46V156L47 155L49 156V160L46 157L48 162L45 161V157L42 156ZM104 153H106V155ZM176 153L178 155H176ZM204 153H205V155H204ZM141 154H142V156H141ZM170 154H172V155H170ZM196 154H198V155H196ZM230 154H232V155H230ZM190 155H193V156H191V160L188 158V156H190ZM244 155L246 157H243ZM261 155H262V157H261ZM10 156L13 157V160L11 159L12 157L10 158ZM105 156H106V158H105ZM206 156H207V158H206ZM252 156H254L255 160H253L254 158ZM196 157L199 158V160ZM202 157H204L206 159V161ZM232 157H233V159H232L233 161L231 160ZM240 157H243V158L239 159ZM116 158L117 159L119 158V159L117 160ZM58 159H59V161H56ZM105 159H107L108 161L107 160L105 161ZM259 159H260V161H258ZM103 160L105 162H103ZM176 160L177 161L179 160V161L176 162ZM213 161H215V162H213ZM54 162L55 163H58V162L60 163V166L62 168L65 180H67V182L71 183L75 187H70V186L66 185L65 183L59 182L56 179L55 174H53V166H52V163H54ZM88 162L89 163L91 162V163L89 164ZM187 162H188V164H187ZM194 162H195V165H194ZM231 162H235V163H231ZM208 163H210V164H208ZM87 164H88L89 167H86ZM174 164H175V167L173 166ZM185 164H187L188 166L185 165ZM167 165H169L168 168H170V169L167 168ZM184 166H185V169H182V167L184 168ZM190 166L192 168H190ZM231 166L233 168H231ZM105 167L109 171H111L112 173L109 172ZM186 167L188 169H186ZM193 167H195V168H193ZM44 168H45V172H42V170ZM177 168H180V169L177 170ZM142 170H143V172H142ZM188 170L189 171L192 170V171L189 172ZM261 170L263 171V168L259 169L260 176L263 175ZM158 172H159V174H157ZM184 172H186V173H184ZM154 173H155L156 176L154 175ZM211 173H213V174H211ZM106 174H108V175H106ZM161 174H163V175H161ZM175 174H176V176H175ZM210 174H211V177H210ZM149 175H152V176H149ZM115 176H117V178ZM169 176L171 177V179H170ZM182 176H185L186 180L190 184H185V185L180 184V180H181ZM207 176H209V177H207ZM173 177L175 179H179V180H175ZM41 178H43V179H41ZM114 178H115L116 181H113ZM155 178H156V180H154ZM39 179H41V181ZM148 179L151 180V181H149ZM164 180H166V181H164ZM135 181H136V183H135ZM153 181H155V182H153ZM74 182L75 183L77 182L78 184H73ZM114 182H117V184L114 183ZM130 182H134V183H130ZM156 182H157V184H156ZM34 183H36V184H34ZM100 183L101 184L103 183V184L101 185ZM113 184H114L115 187L113 186ZM133 184H134V187H133ZM135 184H137V187H136ZM163 184H166L165 185L166 187ZM34 185H36V186H34ZM97 185H99V186L101 185L102 187L101 186L99 187ZM110 185H112V186H110ZM159 186L160 187L162 186L163 189H162V187L159 188ZM232 186H233V188H232ZM227 187H229V190H228ZM255 187H258V184H255ZM107 188L110 189V190H108ZM25 189H26V192H24ZM32 189H33V191H30ZM166 189H167V191H165ZM209 189L211 190V192L214 193V195H211V197L208 198L206 196V194H207V192H209ZM214 189H216V190H214ZM11 190H12V192H15V191L16 192L13 194L11 192ZM22 190H24V191H22ZM98 190H99V192H98ZM103 190H105V191L103 192ZM114 190H115V192H114ZM170 190H172V191H170ZM181 190H182V192H181ZM190 190H192V193H191ZM92 191H93V193H91ZM118 191L120 193L121 192L122 193L120 194ZM132 191H133L132 194H134V192L136 194L139 193V197L140 198L138 197V195L136 197L135 196L136 194H134V195L130 194ZM168 191H170L169 192L170 195H169ZM123 192L125 194H127V195L129 194L128 197H127V195H122ZM248 192H249V190H248ZM11 193L14 196L11 195ZM88 193H89V195H87L88 199H86V201H85L82 198V195L83 194H88ZM116 193H119V195L123 196V198L125 196V198H124L125 200L131 198L130 200H131L132 204H130V202L127 203V200L125 201L123 198H120L121 204H119L120 200H118L117 202L116 201L114 202L111 199V197H112V194L116 195ZM8 194H10L11 196H7ZM203 194H204V196H203ZM106 196H108V197H106ZM129 196H131V197H129ZM141 196L146 197V198L141 199L142 198ZM161 196H163V198ZM216 196H218V197H216ZM159 197H160V199H159ZM61 198H62V200H61ZM191 198H193V199H191ZM210 198H211V200H210ZM220 198L221 199L224 198V199L227 200V203L224 202L226 204V207L224 208L223 211H221V209H218V203L220 201ZM247 198H249V199H247ZM106 199L108 201H106ZM122 199L124 201H122ZM168 199H173L172 203L171 202L170 203H165ZM201 199L203 201H205V202H203ZM53 200H57V201H53ZM58 200H60V201H58ZM111 200H112V203H111ZM80 201H81V203H80ZM105 201H106V204H105V206H103ZM139 202H141L142 204L144 203L143 204L144 207H142L141 206L142 204L140 205ZM195 202H199L200 205L197 206L195 209H193V212H194V215H195V218H196V220H194V222H193V219L188 218V217L184 216L181 213V211H180V207L181 206H179V204L180 203H182V204L186 203L185 206L189 207V206L193 205ZM159 203H161V204L165 203L164 204L166 206L165 214L172 216L171 221H169V222L166 221L164 214H160V206H161V204H159ZM80 204H81V207H80ZM83 204L86 205V206H84ZM111 205L113 207L116 206L117 210L120 209L119 210L120 212L116 211L115 208H113L114 209L113 210L112 207H109ZM119 205H120V207H119ZM126 205H128V206H126ZM253 205H255V206H253ZM6 206L9 207V208H7ZM134 206L137 209H138V207L141 206L140 208L143 211L142 210L140 211L139 210L140 208H139L138 210H139L140 213L138 212V210H136L137 212H134L135 211V207ZM78 207H80V208L78 209ZM103 207H105V208L109 207V208H106L104 210ZM253 207H255V208H253ZM176 208H177V214L173 215V213H172L173 210L172 209H176ZM68 209H70V211H68ZM107 209H108V212H107ZM8 210H9V212H8ZM26 210H28V211H26ZM77 210H79V211H77ZM84 211H86V212H84ZM88 211L90 212V216H88ZM104 211H106L108 214L106 212H104ZM131 212L134 213V214H137V215H134ZM143 212H144V214H143ZM17 213H19L20 216H19V214L17 215ZM60 213H61V216H60ZM23 214H24V216H23ZM178 214H179V216H178ZM65 215L66 216H70V217L73 216V218H74L73 221H71V220L66 221L67 217ZM91 215H93V216H91ZM106 215H109L111 218L109 216L106 217ZM121 215H122V217H121ZM15 216H16V218H15ZM25 216H26V218H25ZM62 217H63L64 220L62 219ZM100 217L102 219H100ZM126 217H128L127 218L128 220L126 219ZM121 218H123V219H121ZM231 218H233V219H231ZM15 219H17V220H15ZM91 219H93L94 222ZM95 219L96 220L98 219L100 221V223H99V221L95 222ZM107 219H108V221H105ZM218 219H220L221 221H224V223H225L224 228H226L227 230H228V228H231V229L228 230L229 236L222 237V238H210L207 235V230H209L208 226H210V225L213 226ZM88 220H89V222L92 221L91 222L92 225L88 222ZM110 220H112V222L114 220L115 222H113V224H112ZM62 221H64V222L62 223ZM123 221H124V223H123ZM146 221L148 222V224H147ZM65 222H67V223H65ZM108 222L111 223V225ZM126 222H128V223H126ZM138 222H139V224H138ZM161 222H162V224H161ZM88 223H89V225H91V227H87V226H89V225H86ZM114 223H115V225H114ZM259 223H261V224H259ZM136 224L139 225V227L135 226ZM93 225H94V227H93ZM119 225L121 226V228L118 227ZM125 225H127V226H125ZM110 226H112V227H110ZM133 226H135L136 228L133 227ZM91 228L94 229L95 231L94 230H89ZM151 228H153V229H151ZM97 230H98V232H97ZM125 230H127V231H125ZM188 230L192 231L191 232V237H190V242H189L190 244L184 243V244L178 245V247H175L177 244H172L171 245V243L176 239L177 235L181 236L183 233L185 235V233ZM138 231L141 232V233H139ZM149 231H150V233H149ZM101 233L105 234V235L101 236ZM135 233L138 234L139 238H138V236H135V235H137ZM139 234L141 235L142 238H144L141 241H140L141 237H140ZM27 235L30 236L33 239L34 242L36 241L37 238L35 236L37 234L35 232L27 233ZM99 237H100V239H98ZM20 238H21V236L18 238V240H17V242L15 243L14 246H10V247H18V248L24 247L23 249H26V251H28L27 253L21 252L19 255H15L14 252H12L13 254L12 253L9 254L11 249L9 250V248L7 247V244L5 243V240L0 238V264H9V263H11V264H33L31 256H30L31 253H37V254L40 253L38 255V259H37V263L38 264H45L46 260L48 258L52 259V262H54L53 264H66L65 259L62 258V256L65 254V253H63L64 249L62 248V246H61V244L59 243L58 240H45L44 243L41 244V245H38L37 243H34V244L29 243V244L25 245L24 242ZM91 238H93V239H91ZM125 238L126 239L128 238V240H126ZM148 240L150 241V246H149L150 249H149V247H147ZM88 241L90 242L91 246L89 245ZM92 241H95V242L92 243ZM103 241L105 242L104 245H103ZM106 241H107V244H111V247H110V245L108 246L106 244ZM205 241H207V242L204 243ZM200 242L204 243L201 246H207V247H210V248H214L215 251L217 252L216 254H218L219 256L221 255L223 257V259L225 258L224 259L225 261L223 259H218V258L216 260V258H213V255L211 257H209V258H206V259L197 258L195 256V254H194L193 248H197V245L200 246L199 245V244H201ZM99 243L100 244L102 243L101 246H100ZM136 244L139 247L141 246L142 248L141 247L138 248V246ZM191 245H195L196 247L194 246L193 248H191ZM251 247H253V248H251ZM102 248H103V252L104 253H102ZM105 248H106V250H105ZM108 249H109V251H108ZM144 249L146 251H143ZM98 251L101 252V253H98ZM105 251H107V253ZM155 251H156V253H155ZM171 251H172V253H171ZM94 252H96L98 254H95ZM154 253L156 255H154ZM167 253H168V255H167ZM93 254H94V256H93ZM99 254H101V255H99ZM112 254H113V256H112ZM103 255H104V257H103ZM208 255H210V254H208ZM108 256H109V259H111L110 261L108 259ZM11 257H13L14 259H11ZM168 257H169L170 260L167 259ZM236 257H238V258H236ZM103 261H106V262L104 263ZM139 263H140V261H137L134 264H139ZM140 264H142V263H140ZM262 264H264V260H263Z\"/></svg>",
	"mask_w": 264,
	"mask_h": 264
},
{
	"label": "bare ground",
	"instance_id": "obj_2",
	"mask_svg": "<svg viewBox=\"0 0 264 264\" xmlns=\"http://www.w3.org/2000/svg\"><path fill=\"white\" fill-rule=\"evenodd\" d=\"M37 2L38 1H40V0H36ZM69 0H67V1H65V2H68ZM75 1V0H74ZM79 1V0H78ZM136 1V0H135ZM144 1V0H143ZM150 1V0H149ZM155 1V0H154ZM162 1V0H161ZM167 1V0H166ZM165 1V2H166ZM216 1V0H215ZM228 1V0H227ZM21 2V1H20ZM40 2H42V1H40ZM44 2V1H43ZM65 2L63 3V5L65 4ZM76 2V1H75ZM89 2V1H88ZM138 2H139V0H138ZM145 2H146V0H145ZM145 2H142V4H144V6H145ZM151 2V1H150ZM213 2H214V0H213ZM71 3H74L73 1L71 2ZM70 3V4H71ZM217 3V2H216ZM8 4V3H7ZM32 4V2L30 3V5ZM67 5L69 4V3H66ZM65 4V5H66ZM79 4V3H78ZM86 4V3H85ZM133 4H134V2H133ZM147 4H148V2H147ZM151 4V3H150ZM157 4V3H156ZM156 4H155V2L153 3V5H155L156 6ZM162 4V3H161ZM165 4V3H164ZM213 4V3H212ZM38 5V4H37ZM57 5V4H56ZM59 5V4H58ZM61 5V4H60ZM62 5V6H63ZM98 5V4H97ZM97 5H94V7L95 6H97ZM137 5V4H136ZM160 5V4H159ZM199 5V4H198ZM2 6V5H1ZM32 6V5H31ZM84 6V5H83ZM82 6V7H83ZM90 6V5H89ZM137 6H140V4H138ZM158 6V5H157ZM156 6V7H157ZM164 6V5H163ZM214 6V5H213ZM218 6V5H217ZM136 7V6H135ZM143 7V6H142ZM147 7V6H146ZM160 7V6H159ZM167 6L165 5V8L163 9V11H166V10H168L167 8H166ZM170 7V6H169ZM199 7V6H198ZM229 7V6H228ZM236 7V6H235ZM234 7V8H235ZM31 8V7H30ZM33 8V7H32ZM54 8V7H53ZM78 8V7H77ZM86 8H90V7H86ZM97 8H98V6H97ZM140 8V7H139ZM148 8V7H147ZM146 8V9H147ZM153 8H155L154 6H153ZM162 8V7H161ZM226 8V7H225ZM248 8V7H247ZM250 8V7H249ZM62 9V8H61ZM151 9V8H150ZM149 8H148V10H150ZM173 9V8H172ZM219 9V8H218ZM223 9V8H222ZM232 10H233V7L231 8ZM29 10V9H28ZM81 10V9H80ZM87 10H89V9H87ZM86 10V11H87ZM136 10H137V7H136ZM162 9H160L159 11L162 13V11H161ZM169 10H171V9H169ZM201 10V9H200ZM212 10H214V9H212ZM229 10H230V8H229ZM228 10V11H229ZM85 11V12H86ZM90 11H93V10H91L90 9ZM90 11H88V12H90ZM131 11H132V9H131ZM135 11V10H134ZM158 11V12H159ZM207 11V10H206ZM206 11H204V12H206ZM210 11V10H209ZM208 11V12H209ZM216 11V10H215ZM227 11V10H226ZM264 11V10H263ZM263 11H261V12H263ZM39 12H40V10H39ZM39 12L37 11V13L39 14ZM82 12H83V10H82ZM81 12V13H82ZM138 12H141L140 10L138 11ZM138 12H134L135 14H137ZM144 13H145V11H143ZM155 12V11H154ZM167 12V11H166ZM172 12V11H171ZM204 12H198L197 11V13L199 14V13H201L203 16H201L200 14V16H199V18L201 17V19L202 18H204ZM231 12V11H230ZM260 12V11H259ZM261 12H260V15H261ZM71 13V12H70ZM91 13V12H90ZM131 12L129 11V14H130ZM151 13H152V9H151ZM160 13V14H161ZM212 13V12H211ZM210 13V17H212V16H214V22L217 24V25H219V27L220 26H222V24H224V23H226V22H228V21H230L231 19L230 18H233V16L232 17H229L230 15H228V18L230 19V20H228L227 19V15H226V13L224 12V10H223V12H222V10H221V12H220V10L218 11H216V12H213L214 13V15H212ZM232 13V12H231ZM240 13H244V12H240ZM254 13V12H253ZM36 14V13H35ZM41 14V13H40ZM79 14H80V12H79ZM85 14V13H84ZM92 14V13H91ZM95 14V13H94ZM93 14V15H94ZM128 14V15H129ZM141 14H142V12H141ZM228 14V13H227ZM237 14V13H236ZM258 14V13H257ZM256 14V15H257ZM66 15V14H65ZM131 15V14H130ZM161 15H163V14H161ZM161 15H159V16H161ZM209 15V14H208ZM212 15V16H211ZM240 15V14H239ZM255 15V16H256ZM20 16V15H19ZM25 16V15H24ZM27 16V15H26ZM28 16H29V14H28ZM38 16V15H37ZM78 16V15H77ZM108 16V15H107ZM132 16L135 18V16L132 14ZM138 16V15H137ZM143 16V15H142ZM153 16H155V15H153ZM76 17V16H75ZM83 17V16H82ZM130 17V16H129ZM129 17H126L127 18V20L125 19H122V20H124L123 21V25H124V27H127V28H129L130 27V29H131V27L133 26V22H134V18L132 19V18H129ZM157 17V16H156ZM164 18L166 17V16H163ZM178 17V16H177ZM207 17V16H206ZM236 17V16H235ZM244 17V16H243ZM243 17H239L238 18V15H237V18L238 19H240V20H242V22H243V20L246 18V20H244V21H247V23H244L243 25H250L249 23H250V20L249 19H247V17H245V18H243ZM57 18H58V16H57ZM67 18V17H66ZM102 18V17H101ZM108 18V17H107ZM137 18V17H136ZM168 18V17H167ZM243 18V19H242ZM248 18H249V16H248ZM6 19V18H5ZM74 19V18H73ZM105 19V18H104ZM156 19V18H155ZM161 19V21H162V17L160 18ZM166 19V18H165ZM170 18H168V20H169ZM171 19H173V18H171ZM207 19V18H206ZM209 20H210V23H212V21H211V19L210 18H208ZM204 20V21H208L209 22V20ZM212 19V20H213ZM235 19V18H234ZM237 19V20H238ZM257 19H259V18H257ZM23 20H25V19H23ZM44 20V19H43ZM51 20V19H50ZM55 20V19H54ZM66 20H68V19H66ZM75 20H76V18H75ZM106 21H107V19H105ZM104 20V21H105ZM109 20V19H108ZM140 19H138V22H140L139 21ZM149 19L147 18V21H148ZM151 20V19H150ZM150 20H149V22H150ZM157 20H159V19H157ZM156 20V21H157ZM168 20H166V21H168ZM236 20V19H235ZM249 20V21H248ZM17 21V20H16ZM22 21V20H21ZM52 21V20H51ZM74 21V20H73ZM73 21L71 20V22L73 23ZM81 21V20H80ZM118 21V20H117ZM146 21V20H145ZM156 21H154V19L152 20V22H153V24L154 25H152V26H154L155 28H156V26H155V23L154 22H156ZM164 21V20H163ZM162 21V22H163ZM200 21V20H199ZM263 21V20H262ZM23 22V21H22ZM59 22V21H58ZM60 22H61V20H60ZM66 22V21H65ZM74 22H76V21H74ZM78 22L79 21H77V24H78ZM82 22V21H81ZM86 22H88V21H86ZM90 22V21H89ZM108 22V21H107ZM111 22V21H110ZM114 22V21H113ZM121 22V21H120ZM148 22V23H149ZM152 22L150 23V24H152ZM159 21H157V23H158ZM170 22V21H169ZM175 22V21H174ZM177 22V21H176ZM208 22H207V24H208ZM231 22V21H230ZM230 22H228V24H230ZM238 22V21H237ZM236 22V23H237ZM249 22V23H248ZM252 22H253V20H252ZM260 21H258V23H259ZM46 23V22H45ZM49 23V22H48ZM47 23V24H48ZM71 23V24H72ZM115 23H117V22H115ZM141 23H142V20H141ZM145 23V22H144ZM143 23V25H145V24H147V22L144 24ZM157 23H156V25H157ZM165 23H167V22H165ZM234 22H232V24H233ZM235 23V24H236ZM255 23V24H254ZM254 25H261V24H258L257 23V20L256 21H254ZM257 23V24H256ZM31 24V23H30ZM39 24H41L40 22H39ZM42 24H44V23H42ZM101 24V23H100ZM176 24V23H175ZM221 24V25H220ZM227 24V23H226ZM239 23H237L236 25H238ZM240 24H241V22H240ZM252 24V23H251ZM51 25V24H50ZM54 25V24H53ZM57 25V24H56ZM104 25V24H103ZM103 25H100L101 27L103 26ZM119 25V24H118ZM121 26H123L122 24H120ZM136 25V24H135ZM138 25H139V23H138ZM141 25V24H140ZM167 25V24H166ZM205 25V24H204ZM216 25V26H217ZM235 25V26H236ZM44 26H45V24H44ZM71 26V25H70ZM89 26V25H88ZM92 26V25H91ZM105 26V25H104ZM151 26V25H150ZM170 26H171V24H170ZM173 26V25H172ZM209 26H210V24H209ZM213 26H215V24L213 25ZM215 26V27H216ZM240 26V25H239ZM251 26V25H250ZM262 27H263V25H261ZM38 27H39V25H38ZM109 27V26H108ZM120 27V26H119ZM134 27V26H133ZM136 28H134L133 30L134 31H136V29H138V27L137 26H135ZM141 27V26H140ZM153 27V29H155ZM241 27V26H240ZM243 27V26H242ZM253 27V26H252ZM256 27V26H255ZM42 28V27H41ZM64 28H65V24H64ZM89 28V27H88ZM91 28V27H90ZM99 28V27H98ZM104 28V27H103ZM122 28V27H121ZM127 28H125V30L127 29ZM168 28V27H167ZM171 28V27H170ZM202 28V27H201ZM212 28V27H211ZM217 28V27H216ZM224 28V31L227 33V34H225L224 32V35H223V37H228L229 36V38H230V34L228 35V32H231V30H232V28H233V25H232V27H231V30H229V28H227V25L224 27H221V29H223ZM237 28L238 27H236V30H237ZM251 28V27H250ZM257 28L260 30V28L257 26ZM257 28H255L254 29V27H253V31H256L257 30ZM18 29V28H17ZM48 29V28H47ZM55 29H56V27H55ZM59 29V28H58ZM105 29H106V27H105ZM122 29H124V28H122ZM122 29L121 30H119V31H122ZM142 29H144V28H142ZM149 29H150V27H149ZM166 29V28H165ZM169 29V28H168ZM220 29V28H219ZM26 30V29H25ZM132 30V31H133ZM204 30V29H203ZM218 30V29H217ZM240 30H241V28H239L237 31L238 32H240ZM247 30V29H246ZM99 31H100V29H99ZM103 32H104V30H102ZM107 31H109V30H107ZM107 31H105V32H107ZM111 31V30H110ZM107 32L108 33V35H109V33L111 34L112 33V31L111 32ZM175 31V30H174ZM219 31V30H218ZM11 32V31H10ZM31 32V31H30ZM123 32H125L124 30H123ZM127 32V31H126ZM146 32L148 33V31L146 30ZM145 32V33H146ZM150 32H152V31H149V33ZM214 32H215V30H214ZM243 32V31H242ZM241 32V33H242ZM262 32L264 33V30H262ZM261 32V33H262ZM96 33H98V32H96ZM122 33V32H121ZM120 33V34H121ZM128 33V32H127ZM139 33V32H138ZM137 33V34H138ZM144 33V32H143ZM144 33V34H145ZM148 33V34H149ZM206 33V32H205ZM205 33H204V35H205ZM211 33V32H210ZM233 33H236V31H234ZM245 33V32H244ZM252 33V32H251ZM257 33V31L255 32V34ZM259 34H260V32H258ZM14 34V33H13ZM11 34V36L9 37V39L12 41V43H18L19 45H22V46H24L25 44L26 45H28L29 43H28V41L27 40H20V39H18L17 38V36L14 34ZM99 34H100V32H99ZM98 34V35H99ZM105 34V33H104ZM118 34V33H117ZM116 34V35H117ZM120 34H118V35H120ZM126 34V33H125ZM130 34V33H129ZM129 34H128V36L127 37H131V36H129ZM137 34H135V35H137ZM140 34V33H139ZM163 34V33H162ZM221 34V33H220ZM239 34V33H238ZM246 34H247V32H246ZM114 35V34H113ZM117 35V36H118ZM127 35V34H126ZM132 35V34H131ZM142 35V34H141ZM152 35H153V33H152ZM242 35H244L243 33H242ZM249 35V34H248ZM254 37H255V35L254 34H252ZM257 36H256V38H252V39H248V40H245V41H241L240 40V38L239 37H236V38H238L237 40L238 41H241L240 42V44L239 43H237V44H239V45H236V46H239L240 48H242L240 45H241V43L243 44H247V43H251L250 45H252V43L254 44V40H255V42L258 40V42H260L262 39L261 38H259L258 37V34H256ZM264 35V34H263ZM7 36H8V34H7ZM76 36V35H75ZM121 36L122 35H120V39H121ZM154 36H156V35H154ZM164 36V35H163ZM233 36V35H232ZM241 36V35H240ZM260 36V35H259ZM262 36V35H261ZM2 37V36H1ZM102 37V36H101ZM108 37H111V36H108ZM119 37V36H118ZM127 37H125L124 36V39H126ZM138 37H139V35H138ZM145 37V35L143 36V38ZM160 37V36H159ZM159 37H157L158 39H159ZM166 37H168V36H166ZM213 37V36H212ZM222 37V36H221ZM235 37V36H234ZM248 37V36H247ZM249 37H252L251 35L249 36ZM264 37V36H263ZM73 38V37H72ZM105 38V37H104ZM117 38V37H116ZM148 40L150 39V40H152L151 39V37H149V35H148ZM152 38H155V37H152ZM161 38V37H160ZM201 38V37H200ZM211 38V37H210ZM220 38V35H219V37H218V39ZM243 38H245V36L243 37ZM24 39H26V38H24ZM33 39V38H32ZM77 39H79V36H78V38ZM98 39V38H97ZM103 39V38H102ZM111 39H112V37H111ZM110 39V40H111ZM136 39V38H135ZM139 38H137L136 40H138ZM140 39H142L141 37H140ZM170 39V38H169ZM191 39V38H190ZM227 40H228V38H226ZM230 39H233V38H230ZM230 39H229V41H230ZM261 39V40H260ZM73 40H74V38H73ZM75 40H76V38H75ZM101 40V39H100ZM100 40H98V41H100ZM109 40V41H110ZM113 40V39H112ZM111 40V41H112ZM123 40V39H122ZM126 40H128V39H126ZM126 40H125V42H126ZM132 39H130L129 38V41H128V47L129 46H131L132 47V49H133V46L134 45H136L137 46V44H134L133 46H132V44L131 45H129V43H130V41H131ZM134 40V39H133ZM156 40V39H155ZM161 40V39H160ZM159 40V41H160ZM165 40H166V42H167V40H168V38H165ZM223 41H224V39H222ZM234 40V42H238L237 40H235V39H233ZM232 40V41H233ZM103 40H101V43H103L102 42ZM107 41V40H106ZM106 41H104V42H106ZM110 41V42H111ZM153 41V40H152ZM151 41V42H152ZM157 41V40H156ZM156 41H154V42H156ZM162 41H164V37H163V39H162ZM169 41V40H168ZM197 41V40H196ZM195 41V44H197V42ZM226 41V40H225ZM30 42V41H29ZM41 42V41H40ZM68 42V41H67ZM70 42H72V41H70ZM97 42V41H96ZM96 42H95V44H96ZM140 42H141V40H140ZM146 42V41H145ZM144 42V44H146ZM150 42V41H149ZM153 42V43H154ZM158 42V41H157ZM161 42V41H160ZM165 42V41H164ZM165 42V43H166ZM170 42V41H169ZM186 42V41H185ZM188 42H190L189 40H188ZM191 42H193L192 40H191ZM215 42V41H214ZM227 42V41H226ZM226 42H225V44H226ZM231 42V41H230ZM229 42V43H230ZM234 42H231L232 44L234 43ZM85 43V42H84ZM123 43V42H122ZM170 43H172V42H170ZM177 43V42H176ZM187 43V42H186ZM34 44V43H33ZM35 44H37L36 42H35ZM34 44V45H35ZM141 44V43H140ZM152 44V43H151ZM159 44H162V42L161 43H159ZM164 44V43H163ZM184 44V43H183ZM183 44H180V45H183ZM222 44V43H221ZM227 44H228V42H227ZM246 44H245V46H246ZM258 44V43H257ZM78 45L80 46V43H78ZM102 45V44H101ZM108 45L109 46H111L109 43H108ZM122 45V44H121ZM127 45V44H126ZM156 45V44H155ZM174 45V44H173ZM177 45V44H176ZM179 45V44H178ZM177 45V46H178ZM194 45V44H193ZM219 45V44H218ZM217 45V46H218ZM223 45V44H222ZM248 45V44H247ZM255 45V44H254ZM30 45H28V47H29ZM32 46V45H31ZM43 46V45H42ZM75 46V45H74ZM74 46H73V48H74ZM82 46V45H81ZM83 46H85V45H83ZM82 46V47H83ZM124 46V45H123ZM135 46V47H136ZM147 46V45H146ZM146 46H145V48H146ZM159 46V45H158ZM166 46V45H165ZM187 46V45H186ZM214 46V45H213ZM235 46V45H234ZM18 47H20V46H18ZM45 47H46V45H45ZM97 47L99 48L100 46H98L97 45ZM121 47V46H120ZM130 47V48H131ZM141 47V46H140ZM143 47V46H142ZM153 47H154V45H153ZM167 48H168V46H166ZM205 47H207V46H205ZM227 47V46H226ZM248 47V46H247ZM251 47H253V46H251ZM249 48L250 49V51H251V49L252 48ZM256 47H257V45H256ZM256 47H253V50L256 48ZM4 48V47H3ZM9 48V47H8ZM11 48V47H10ZM14 48H15V46H14ZM61 48H63V47H61ZM86 48V47H85ZM105 48V47H104ZM115 48V47H114ZM137 48V47H136ZM162 48V47H161ZM189 48V47H188ZM193 48V47H192ZM232 48V47H231ZM246 48V47H245ZM259 48H261V50L262 51H264V45H262V46H259ZM37 49H38V47H37ZM45 49H47V48H45ZM44 49V50H45ZM53 49V48H52ZM68 50H69V48H67ZM66 49V56L68 57V55L70 56V53L71 52H69L68 50ZM100 49H102L101 47H100ZM106 49H107V47H106ZM105 49V50H106ZM138 49V48H137ZM155 49V48H154ZM160 49V48H159ZM165 49V48H164ZM168 49H170V48H168ZM168 49H167V51H168ZM174 49H178V48H174ZM183 49H185V48H183ZM194 49V48H193ZM206 48H204V50H205ZM212 49H214L213 47H212ZM223 49V48H222ZM248 49V48H247ZM8 50V49H7ZM58 50V49H57ZM80 51H83V48H80L79 49ZM92 50H93V48H92ZM95 50H96V47H95ZM94 50V51H95ZM125 50H126V48H125ZM145 49H143V50H141V51H144ZM147 50V49H146ZM215 50L216 49H214L213 50V52L215 53H213V57H214V61H216V59H218V55L217 54H219V52L217 53V52H215ZM257 50V48L254 50V52ZM2 51H4V50H2ZM13 51V50H12ZM67 51H68V55H67ZM97 51H99V50H97ZM101 52H102V50H100ZM112 51H114L113 52V55L114 56H116L115 54V50H112ZM119 51H122V50H120L119 49ZM149 51V50H148ZM155 51V50H154ZM157 51V50H156ZM155 51V52H156ZM166 51V54L168 53H171V49L169 50L170 52H167ZM192 51V50H191ZM240 51V50H239ZM245 51H248V50H244V52ZM41 52H43V51H41ZM40 52V53H41ZM57 52V51H56ZM56 52H55V54H56ZM63 52V51H62ZM78 52V51H77ZM109 52V51H108ZM110 52H111V50H110ZM127 52H129V51H127ZM134 52V51H133ZM136 52H138V51H136ZM146 52V51H145ZM145 52H143V53H145ZM161 52V51H160ZM159 52V53H160ZM189 52V51H188ZM209 52V51H208ZM229 52V51H228ZM252 52V51H251ZM250 52V53H251ZM257 53H258V51H256ZM260 52V51H259ZM73 53V52H72ZM100 53V52H99ZM112 53V52H111ZM110 53V54H111ZM115 53V54H114ZM118 53V52H117ZM132 52H130V54H131ZM139 53V52H138ZM141 53V52H140ZM157 53V52H156ZM165 54V50H164V52H162V54ZM185 53V52H184ZM202 53H204L203 51H202ZM217 53V54H216ZM243 52H241V54H242ZM263 55H264V52H261ZM58 54V53H57ZM56 54V56H59V58H61L60 56H63L61 53H59L58 55ZM74 54V53H73ZM123 54V53H122ZM129 54V55H130ZM133 54V53H132ZM131 54V55H132ZM142 54V53H141ZM173 53H171V55H172ZM183 54V53H182ZM191 55H193L194 53L192 52V53H190ZM196 55H197V53H195ZM194 54V55H195ZM198 54H200V53H198ZM209 54H210V52H209ZM223 54V53H222ZM240 54V53H239ZM240 54V55H241ZM245 54H247L246 56L247 57H250V56H248V53H245ZM244 54V55H245ZM256 54V53H255ZM260 54V53H259ZM37 55V54H36ZM42 55H44V54H41V56ZM75 55V54H74ZM78 55H79V53H78ZM130 55V56H131ZM145 55H147V54H145ZM144 55V56H145ZM154 55V54H153ZM152 55V56H153ZM156 55V54H155ZM155 55H154V57H151V63H152V65L153 64H158V63H163V61H164V63H165V60L164 59H162V58H160V57H155ZM159 55H161V53L159 54ZM171 55H170V57H171ZM188 55V54H187ZM186 55V56H187ZM217 55V56H216ZM221 54H219V56H220ZM243 55V58L245 59V57L246 56H244ZM253 55V54H252ZM263 55H261V57L263 56ZM93 56V55H92ZM101 56V55H100ZM106 56H107V53H106ZM122 56V55H121ZM125 56L126 55H124L123 57L125 58ZM138 56V55H137ZM148 56V55H147ZM174 56H177V54H175L174 53ZM173 56V57H174ZM204 56H205V54H204ZM208 56V55H207ZM223 56H224V54H223ZM223 56L222 57H219V58H221L220 59V62H223V63H225L226 65H228L227 64V62H230V61H228V60H223L222 58H223ZM122 57V58H123ZM161 57H162V55H161ZM169 57V56H168ZM169 57V58H170ZM190 57V56H189ZM188 57V58H189ZM194 57V56H193ZM197 57H198V55H197ZM213 57H211V59L210 60H212L213 59ZM217 57V58H216ZM226 57V56H225ZM239 57V56H238ZM264 57V56H263ZM15 58H17V57H15ZM69 58L70 57H68V58H65V59H63V60H66V59H68L69 60ZM76 58H77V56H76ZM102 58H104V56L102 57ZM114 58H116V60H117V57H114ZM137 58V57H136ZM140 58V57H139ZM166 58V57H165ZM174 58H176V57H174ZM183 58V57H182ZM188 58H185L184 57V59H188ZM210 58V57H209ZM208 58V59H209ZM14 59V58H13ZM105 59V58H104ZM119 59V58H118ZM127 60L126 61H128V57L126 58ZM141 59V58H140ZM150 60V58H147L146 60ZM171 59L173 60V58L171 57ZM171 59L169 60V61H171ZM183 59V60H184ZM192 59V58H191ZM204 59V58H203ZM243 59V60H244ZM14 60H17V59H14ZM74 60V59H73ZM101 60V59H100ZM111 60H112V58H111ZM111 60H109L110 62H111ZM177 60H179V59H177ZM209 60V63L211 62ZM242 60V61H243ZM4 61H6V60H4ZM71 61V60H70ZM85 61V60H84ZM88 61L89 60H87V63H88ZM108 61V62H109ZM121 61H123L122 59H121ZM125 61V62H126ZM141 61V60H140ZM143 61H144V58H143V60H142V62H141V64L143 63ZM185 61V60H184ZM184 61H183V63L182 64H184ZM194 61V60H193ZM193 61L191 62V63H193ZM203 60H202V58H201V61L200 62H202ZM207 61V60H206ZM205 61V62H206ZM213 61V62H214ZM218 61V60H217ZM252 61V60H251ZM8 62V61H7ZM76 63H77V60L75 61ZM79 62V61H78ZM90 62H91V60H90ZM100 62V61H99ZM128 62H131V60L130 61H128ZM135 62V61H134ZM137 64H139V61H138V59H137ZM176 62V61H175ZM180 62V61H179ZM196 62V64L198 65V63H197V61H195ZM194 62V63H195ZM199 62V63H200ZM213 62L211 63V64H213ZM232 62V61H231ZM237 63L238 62H240V60H237L236 61ZM3 63V62H2ZM72 63V62H71ZM74 63V62H73ZM86 63V64H87ZM94 63V62H93ZM95 63H97V62H95ZM101 63V62H100ZM106 63H107V61H106ZM144 63H145V61H144ZM170 63V62H169ZM171 63H173V61L171 62ZM177 63H178V61H177ZM187 63V62H186ZM204 63V62H203ZM216 63V62H215ZM234 62H232V63H230V64H233ZM250 63V62H249ZM248 63V64H249ZM60 64V65H59ZM58 64V66H60L59 68H61V70H62V73H63V78L67 81V87L69 88L68 89V91H69V93H68V96H67V103H66V105H67V108H68V110L70 111V113L72 114V116H73V119H75L76 121H78L79 123H80V128H81V130L80 131H82L83 133V135H85V137H88V138H93V137H96L97 139H99L98 137L100 136H102L101 138H103V134H101L102 133V131H103V129L104 130H106V127L107 128H109L107 125H110V124H108V122H107V125H106V121L104 122L105 123V125H104V127L105 128H103L102 130L101 129H99V125L100 124H97V120H96V118L99 116V115H101V114H106V113H109L108 111H111L112 109H110V110H103L105 107H104V104L103 105H101V107L100 106H96L94 103H96L95 101H97V100H99V103H101L100 102V100L102 101L103 100V97H100L101 95H103L102 94V92L101 91H99V93H101V95H99V98L97 99L96 97L94 98V96H95V94H92V91H91V89L88 87V86H86L85 87V84H83V83H85V82H83V79H81L82 80V84L84 85V86H82L81 84V86L80 85H78L77 86V84H78V82H76L75 83V79H76V77H78V72L76 73V71H72V70H69L68 69V67H67V63H66V61L64 62V61H61L60 60V63ZM78 64V63H77ZM91 64V63H90ZM110 64H113V63H110ZM114 64H116V63H114ZM118 64L119 63H117L116 65L118 66ZM124 64H126V63H124ZM124 64H122V65H124ZM130 64H132V63H130ZM149 64H150V62H149ZM167 63H165L164 64V66L166 65ZM176 64V63H175ZM174 64V65H175ZM179 64V63H178ZM188 64H190V62L188 63ZM188 64H186L185 66L187 67V68H189L187 65ZM205 64V63H204ZM219 64V63H218ZM218 64H217V66H218ZM224 64V65H225ZM230 64L228 65V67L230 66ZM236 64V63H235ZM244 64H247V63H244ZM243 64V65H244ZM251 64V65H250ZM249 64V66L247 67H245V65H244V67L247 69V70H243V68H242V70L243 71H245V72H243L244 73V77H241L242 79H243V82H241L242 84H240V90H238V91H241V92H243L244 93V96L246 97V98H248V99H250V101H252L253 102V100L254 101H257L259 104V106H257V107H260L261 106V104H262V106L264 107V68L263 69H261L262 67H264V66H262L261 64H259V62H255V63H250ZM6 65V64H5ZM56 65V64H55ZM74 65V64H73ZM76 65V64H75ZM80 65V64H79ZM92 65V64H91ZM106 65V64H105ZM127 65H129V64H127ZM126 65V66H127ZM133 65V64H132ZM140 65V64H139ZM180 65H181V62H180V64H179V66H175V67H178V68H180ZM203 65V64H202ZM206 66H209V65H207V63L205 64ZM214 66H216V64H213ZM212 65V66H213ZM221 65H223L222 63H221ZM220 65V66H221ZM223 65V67H225ZM242 64H241V66H243ZM264 65V64H263ZM71 66V65H70ZM84 66V65H83ZM88 66H89V63H88ZM87 66V67H88ZM98 66V65H97ZM107 66L109 67V65L107 64ZM107 66H104V69H105V71H106V69L108 68ZM115 66V65H114ZM116 66V67H117ZM163 66V65H162ZM163 66V67H164ZM168 66V65H167ZM167 66L165 67V68H167ZM184 66V67H185ZM191 66H193V64H191ZM190 66V67H191ZM212 66H209V67H212ZM232 66V65H231ZM240 66V67H241ZM51 67V66H50ZM73 67V66H72ZM76 67V66H75ZM86 67V66H85ZM103 67V66H102ZM107 67V68H106ZM111 67H113V66H111ZM118 67H121L120 65L118 66ZM124 67H125V65H124ZM129 67H131V65L129 66ZM129 67H128V69H127V71L129 70ZM138 67V66H137ZM136 67V68H137ZM141 67V66H140ZM163 67H162V69H163ZM169 67H170V65H169ZM168 67V68H169ZM185 67V68H186ZM199 67V66H198ZM204 67V66H203ZM227 67V66H226ZM233 68H234V65L232 66ZM237 67L239 68V66H236V69H237ZM74 68V67H73ZM73 68H70V69H73ZM80 67H78V69H79ZM92 68V67H91ZM96 68V67H95ZM123 68V67H122ZM134 68H135V66H134ZM135 68V69H136ZM150 68V67H149ZM154 68H155V66H154ZM173 68V67H172ZM178 68H177V70H178ZM183 68V67H182ZM218 68V67H217ZM55 69V68H54ZM75 69V68H74ZM87 69V68H86ZM89 69V68H88ZM110 70H111V73H110V76L109 77H111V74H112V77L114 78V76H115V74L113 75V73L112 72H116V71H112V69L111 68H109ZM108 69V70H109ZM131 69H133V68H131ZM134 69V70H135ZM139 69V71H140V68H138ZM143 69V68H142ZM141 69V70H142ZM184 69V68H183ZM182 69V70H183ZM207 69L208 68H206V70L205 71H207ZM224 69V68H223ZM222 69V67H220V70H219V68H218V70H219V73H221V72H224L225 70H226V68H225V70L224 71H222L223 70ZM82 70V69H81ZM95 70H97V69H95ZM95 70L93 71V69H92V71L93 72H95ZM101 70V69H100ZM103 70V69H102ZM102 70L100 71L101 73H104V72H102ZM114 70V69H113ZM116 70H117V68H116ZM118 70H119V68H118ZM124 70V69H123ZM122 70V71H123ZM163 70H165V69H163ZM174 70V69H173ZM172 70V71H173ZM176 70V71H177ZM187 70V69H186ZM208 70H210V69H208ZM213 70V69H212ZM218 70H217V73H218ZM228 70V69H227ZM226 70V71H227ZM239 70V69H238ZM60 71V70H59ZM83 71H84V68H83ZM85 71H87V70H85ZM84 71V72H85ZM89 71V70H88ZM87 71V72H88ZM132 71V70H131ZM138 71V72H139ZM144 71H146V69L144 70ZM166 71V70H165ZM168 71V70H167ZM199 71H201V70H199ZM221 71V72H220ZM232 71V69H230V71L229 72H231ZM233 71H234V69H233ZM232 71V74L234 73ZM36 72V71H35ZM38 72V71H37ZM50 72V71H49ZM55 72V71H54ZM90 72V71H89ZM130 72V71H129ZM133 72V71H132ZM137 72V71H136ZM137 72V73H138ZM141 72V71H140ZM142 72H143V70H142ZM164 72V71H163ZM170 72V71H169ZM181 72V71H180ZM180 72H178L177 74H179ZM187 72H188V70H187ZM186 72V73H187ZM189 72H190V74H191V71L189 70ZM204 72V71H203ZM212 72H214V71H212ZM242 71H240V73H241ZM56 73V72H55ZM60 73V72H59ZM81 73V72H80ZM106 73V72H105ZM104 73V74H105ZM108 73V72H107ZM106 73V74H107ZM135 72H133V74H134ZM137 73H135V75L137 74ZM144 74L145 73H147V71L146 72H143ZM152 73V72H151ZM159 73H162L161 72V69H160V72ZM165 73V72H164ZM171 73H173V72H171ZM182 73H185V71L184 72H182ZM225 73V72H224ZM227 73H228V71H227ZM83 74V73H82ZM93 74V73H92ZM104 74H102L103 76H105ZM128 74V73H127ZM126 74V75H127ZM130 74V73H129ZM150 74V73H149ZM170 74V73H169ZM174 74H175V72H174ZM205 74V73H204ZM207 74V73H206ZM205 74V75H206ZM214 75L216 74V73H213ZM212 74V75H213ZM222 74V73H221ZM232 74H230L231 76H232ZM239 74V73H238ZM242 74V73H241ZM83 75H86V73L85 74H83ZM97 75H99L98 73H97ZM131 75H132V73H131ZM154 75V74H153ZM164 75V74H163ZM180 75V74H179ZM178 75V76H179ZM183 75V74H182ZM188 75V74H187ZM203 75V74H202ZM204 75V76H205ZM225 75H227V74H225ZM230 75H227L228 76V80H229V76ZM234 75V74H233ZM235 75H237V74H235ZM96 76V75H95ZM123 76V75H122ZM121 76V77H122ZM158 76H160V74L158 75ZM167 76H168V73H167ZM173 76V75H172ZM176 76V75H175ZM178 76L176 77L177 78V80H178ZM181 76V75H180ZM184 76V75H183ZM190 76V75H189ZM204 76H202V77H204ZM231 76H230V78H231ZM59 77H60V75H59ZM87 77V76H86ZM99 77V79H100V76H98ZM102 77V76H101ZM106 77H108V75L106 76ZM107 78L108 79V81H109V79L110 78ZM116 77V76H115ZM124 77V76H123ZM126 77V78H125ZM124 77V79H122V80H113V82L115 81V82H117V81H119L118 83H117V85L116 86H118L119 85V87L121 88V87H125L126 89L128 88V87H132V86H128L131 82H134L135 81V79H134V77H136V76H134V77H132V79L131 78H129L130 77V75H129V77L128 76H125ZM143 77V76H142ZM145 77V76H144ZM163 77V76H162ZM174 77V76H173ZM193 77V76H192ZM192 77H188V78H192ZM206 78H207V76H205ZM205 77H204V79H205ZM211 77V74L209 75V77L208 78H210ZM240 78L239 77V75H237L236 76V78ZM61 78V77H60ZM60 78H59V82L61 83L62 81H60ZM103 78V77H102ZM138 78V77H137ZM150 78V77H149ZM153 78H154V76H153ZM158 78H160V77H158ZM157 78V79H158ZM170 78V77H169ZM182 78H184V79H182ZM185 78H187V76L186 77H181L180 78V80L183 82V80H186ZM199 78V77H198ZM216 78V77H215ZM222 78V77H221ZM237 78V79H238ZM98 79V80H99ZM106 79V78H105ZM116 79H118V78H116ZM139 79V78H138ZM167 79H168V77H167ZM214 79V78H213ZM234 79H235V76H234ZM6 80V79H5ZM43 80H45V79H43ZM77 80V79H76ZM81 80L79 81L80 83H81ZM97 80V79H96ZM104 80V79H103ZM140 80H141V78H140ZM142 80H144V78H142ZM172 80H174L173 78H172ZM188 80V79H187ZM190 80H192V79H190ZM198 80H200V79H198ZM202 80V79H201ZM200 80V81H201ZM206 80V79H205ZM222 80V79H221ZM224 80V79H223ZM33 81H35V80H33ZM37 81V80H36ZM65 81V82H66ZM93 81V80H92ZM105 81V80H104ZM107 81V82H108ZM131 81V82H130ZM138 81V80H137ZM145 81V80H144ZM154 80H152L151 82H153ZM158 81L160 82V80L158 79ZM169 81V80H168ZM167 81V82H168ZM179 81V80H178ZM178 81H176L177 83H178ZM180 81V82H181ZM194 81V80H193ZM208 81V79L206 80V81H204V82H207ZM213 81V80H212ZM235 81V80H234ZM103 82V81H102ZM110 82V81H109ZM111 82H112V79H111ZM112 82V83H113ZM164 82H165V80H164ZM166 82V83H167ZM169 82H172L173 84H174V82L173 81H169ZM175 82V83H176ZM185 82L186 81H184L183 83L185 84ZM196 82V81H195ZM208 82H211V81H208ZM220 82V81H219ZM229 82L230 81H227V83L229 84ZM231 82H232V79H231ZM240 82V81H239ZM87 83V82H86ZM90 83L92 84V82L90 81ZM90 83H88V84H90ZM124 83L126 84V85H124ZM129 83V84H128ZM136 83V82H135ZM140 82H138V84H139ZM145 83V82H144ZM147 83V82H146ZM163 83V82H162ZM187 83H190V85H191V82L188 80L187 81ZM185 84V85H188V84ZM197 83H198V81H197ZM201 83H202V81H201ZM224 82H222V84H223ZM227 83H224V84H227ZM238 83V82H237ZM237 83L235 82V87L234 88H238L239 87V84H238V87H237ZM25 84V83H24ZM63 84V83H62ZM87 84V85H88ZM90 84V85H91ZM99 84V83H98ZM114 84V83H113ZM137 84V85H138ZM141 84V83H140ZM156 84V83H155ZM159 85H161L160 83H158ZM165 84V83H164ZM169 84V83H168ZM199 84V83H198ZM196 85V84H193V85H191V89H190V91H193V92H195V91H198V93L199 92H201L202 94H206V93H208V92H206V91H209V88H207V85L205 84V86L204 87H199L200 85ZM221 84V83H220ZM222 84H221V86H220V88L222 87ZM223 84V85H224ZM144 85V84H143ZM149 85H151V84H149ZM158 85V86H159ZM170 85V84H169ZM217 85V84H216ZM95 86V85H94ZM94 86H92L91 88L92 89H94L93 87ZM97 86V85H96ZM105 86V85H104ZM112 86V88H113V86L114 85H111ZM111 86L109 87V88H111ZM135 86L136 85H134V88H135ZM155 86V85H154ZM170 86H172V85H170ZM179 86H180V84H179ZM182 86H183V84H182ZM211 86H214L215 87V83L214 84H211ZM218 86V89H219V85H217ZM225 86V85H224ZM229 86V85H228ZM227 86V87H228ZM232 86V85H231ZM65 87V86H64ZM99 87V86H98ZM97 87V88H98ZM115 87V86H114ZM118 87V88H119ZM139 87V86H138ZM144 86H142V88H143ZM151 87H153V85L151 86ZM162 87H164V86H162ZM165 87L167 88V86L165 85ZM175 87V86H174ZM101 88V87H100ZM124 88V89H125ZM141 88V87H140ZM158 88V87H157ZM169 88H171V87H169ZM187 88V87H186ZM211 88V87H210ZM215 88H217V87H215ZM214 88V89H215ZM223 88V87H222ZM233 88V87H232ZM63 89H65V88H63ZM96 89V88H95ZM104 89H105V87H104ZM107 89V88H106ZM136 89V88H135ZM160 88H158V90H159ZM175 89V88H174ZM213 89V88H212ZM213 89V90H214ZM218 89H216V91L218 90ZM228 89V88H227ZM231 89V88H230ZM31 90V89H30ZM67 90V89H66ZM99 90V89H98ZM101 90H103L102 88H101ZM113 90H115V89H113ZM118 90V89H117ZM122 90H123V88H122ZM129 90V89H128ZM134 90V89H133ZM138 90H139V88H138ZM141 90V89H140ZM143 90H146V89H143ZM150 90H151V88H150ZM153 90V89H152ZM161 90V89H160ZM163 90V89H162ZM161 90V91H162ZM168 90V89H167ZM172 90V89H171ZM176 90V89H175ZM225 90V89H224ZM63 91V90H62ZM94 91V90H93ZM96 91H97V89H96ZM95 91V92H96ZM104 91V90H103ZM106 91V90H105ZM109 91H110V89H109ZM124 91V90H123ZM154 91V90H153ZM153 91H152V93H153ZM164 91V90H163ZM169 91V90H168ZM181 91V90H180ZM215 91V90H214ZM220 90H218V92H219ZM227 91V90H226ZM29 92V91H28ZM107 93H109L110 94V92H108V91H106ZM112 92H114V91H112ZM128 92V91H127ZM139 92H141V91H139ZM150 92L151 91H149V94H150ZM169 92H171V91H169ZM175 92V91H174ZM203 92H205V93H203ZM209 92H211V91H209ZM213 92V91H212ZM211 92V93H212ZM9 93V92H8ZM67 93V92H66ZM104 93V92H103ZM116 93H117V91H116ZM120 93V92H119ZM121 93H124V92H122L121 91ZM131 93V92H130ZM133 93V92H132ZM157 93V95H158V93L159 92H156ZM156 93H155V95H156ZM162 93V92H161ZM201 93H199V95L201 94ZM214 93V92H213ZM212 93V94H213ZM239 93V92H238ZM64 94V93H63ZM105 94V93H104ZM113 96H114V94H115V92H114V94L113 93H111ZM125 94V93H124ZM123 94V95H124ZM127 94V93H126ZM126 94H125V96H126ZM138 94V93H137ZM147 94V93H146ZM160 94V93H159ZM164 94V93H163ZM166 94H167V91H166ZM169 94V93H168ZM167 94V95H168ZM184 94V92L182 93L181 92V95H183ZM192 94V96H193V93H191ZM195 94V93H194ZM201 94V95H202ZM105 95H107V94H105ZM111 95V96H112ZM116 95V94H115ZM143 95V94H142ZM142 95H140L139 97H143L144 98V100H148V101H151V100H149V99H151V98H149L150 97V95H149V97L148 96H146V97H148V98H146V97H144V95L142 96ZM148 95V94H147ZM179 95V94H178ZM180 95V96H181ZM198 95V94H197ZM211 94H206V96L209 98V96H210ZM219 95H221V93H219ZM238 95V94H237ZM25 96V95H24ZM96 96H98V95H96ZM108 96V95H107ZM121 95H119V97H120ZM128 96V95H127ZM135 96V95H134ZM134 96L132 97V98H134ZM137 96V95H136ZM164 96V95H163ZM177 96V95H176ZM176 96H174V97H176ZM180 96H179V98H180ZM191 96V95H190ZM203 96V95H202ZM205 96V97H206ZM212 96V95H211ZM222 96H223V94H222ZM240 96H242L243 97V95L241 94ZM61 97V96H60ZM110 97V96H109ZM116 97V96H115ZM123 97V96H122ZM151 97H152V95H151ZM154 97V96H153ZM158 97V96H157ZM166 97V96H165ZM168 97V96H167ZM173 97V96H172ZM212 97H215L214 95L212 96ZM217 97V96H216ZM215 97V98H216ZM65 98V97H64ZM127 98H129V96L127 97ZM126 98V99H127ZM130 98H131V95H130ZM129 98V99H130ZM146 98V99H145ZM161 98V97H160ZM183 98V97H182ZM190 98H192V97H190ZM195 97L193 96V99H194ZM197 98V97H196ZM200 98V97H199ZM238 98V97H237ZM241 98V97H240ZM239 98V99H240ZM244 98V97H243ZM26 99V98H25ZM31 99H32V97H31ZM96 99V100H95ZM110 99H113V98H111L110 97ZM118 99H121V98H118ZM125 99V100H126ZM135 99V98H134ZM142 98H139V99H137L136 98V100H133V99H131V100H133V101H141V102H143L144 103V101H142L141 100ZM155 99V101L156 100H158V99H156V97L155 98H153V100ZM167 99V98H166ZM173 99V98H172ZM171 99V100H172ZM176 99V98H175ZM192 99V100H193ZM206 99V98H205ZM210 99V98H209ZM212 99V98H211ZM214 99V98H213ZM213 99L211 100V101H213ZM219 99H222L221 97L220 98H218L217 99V101L219 100ZM242 99V98H241ZM245 99V98H244ZM115 100H116V98H115ZM160 100V99H159ZM161 100H162V98H161ZM168 100H169V98H168ZM185 100V99H184ZM189 100H191V99H188L187 98V100H185L186 102L187 101H189ZM197 100H198V98H197ZM228 100V99H227ZM226 99H225V101H227ZM11 101H13V100H11ZM60 101V100H59ZM106 100H104L103 102H105ZM110 101V100H109ZM114 100H112V102H113ZM123 101V100H122ZM154 101V102H155ZM166 101V100H165ZM173 101H175V100H173ZM200 101V100H199ZM206 101V100H205ZM217 101H213V103L214 102H217ZM220 101H224V100H219V104H220ZM229 101V100H228ZM227 101V102H228ZM231 101V100H230ZM111 102V101H110ZM110 102H108V103H110ZM112 102L110 103L111 105H112ZM118 102V101H117ZM126 102V101H125ZM130 102V101H129ZM153 102V101H152ZM153 102V103H154ZM191 102V101H190ZM194 102V101H193ZM207 102H209V100L207 101ZM207 102H206V104H207ZM226 102V103H227ZM242 102V101H241ZM244 102H247V101H244ZM107 103V104H108ZM113 103H115V101L113 102ZM119 103H121V101L119 102ZM133 103L134 104H137V103H135V102H132V104H131V102H130V104H127V102H126V104H127V106L124 104V106H125V110H126V107L128 108V107H130V108H128V109H131L132 108V110H133V107L131 106V105H133ZM145 103H147V102H145ZM149 103H151V102H148V104ZM157 103V102H156ZM156 103H155V105H156ZM159 103H160V101H159ZM159 103H157V105L159 104ZM161 103H164V101L163 102H161ZM166 103V102H165ZM169 103H171V101L169 102ZM173 103V102H172ZM185 103V102H184ZM194 103H196V100H195V102ZM192 104V102H191V105L193 106V105H195V104ZM200 103V102H199ZM212 103V102H211ZM210 103V104H211ZM223 104H225L226 105V103H224V102H222ZM236 103H238V101L236 102ZM236 103L234 104V106H236ZM249 103H251V102H249ZM102 104V103H101ZM107 104H106V108H107ZM116 104V103H115ZM123 103H121V105H122ZM168 104V103H167ZM177 104H179V103H177ZM181 104V103H180ZM189 104V103H188ZM188 104L186 103V106H188ZM198 104V103H197ZM196 104V105H197ZM216 104V103H215ZM222 104V105H223ZM246 104V103H245ZM244 104V105H245ZM252 104V103H251ZM99 105V104H98ZM138 105H140V103L138 104ZM143 105V104H142ZM151 105V104H150ZM149 105V106H150ZM156 105V108L157 107H160V109L162 108L161 107V105L159 104V106H157ZM169 105H171V104H168V106ZM172 105H174L175 106V104L173 103ZM171 105V106H172ZM181 105H184V104H181ZM222 105H220V106H222ZM243 105V106H244ZM249 105V104H248ZM253 105H254V103H253ZM115 106V105H114ZM117 106V105H116ZM115 106V107H116ZM141 106V105H140ZM144 106V105H143ZM142 106V107H143ZM152 106V105H151ZM162 106H163V108L165 107L163 104H162ZM167 106V105H166ZM167 106V107H168ZM190 106V105H189ZM201 106H202V104H201ZM206 105H204V107H205ZM213 105H211V107H212ZM233 106V108H235ZM238 106V105H237ZM247 106V105H246ZM255 106V105H254ZM253 106V107H254ZM99 107V108H98ZM103 107V108H102ZM109 107H110V105H109ZM108 107V108H109ZM111 107H113V105L111 106ZM118 107H120L119 105H118ZM122 108H123V106H121ZM139 107V106H138ZM147 106H145V108H146ZM166 107V108H167ZM170 107V106H169ZM177 108H178V106H176ZM185 106H183V108H184ZM208 107V106H207ZM210 107V106H209ZM210 107V109H214V107H217V105L216 106H213L212 108ZM224 107H227V105L226 106H224ZM252 107V108H253ZM257 107H255L256 109H260V108H257ZM100 108H102V109H100ZM117 108V107H116ZM141 108V107H140ZM148 108H150V107H148ZM153 108V107H152ZM176 108V109H177ZM189 108V107H188ZM192 108V107H191ZM194 108V107H193ZM229 108V107H228ZM231 108V107H230ZM229 108V109H230ZM244 108H246V107H244ZM121 109V108H120ZM120 109H118V111L120 110ZM127 109V110H128ZM139 109V108H138ZM142 110H145V109H143V108H141ZM159 109V108H158ZM176 109H174V110H176ZM182 109V107L180 108V109H178V110H181ZM186 109H187V107H186ZM204 109V108H203ZM203 109H201V111L203 110ZM205 109H206V107H205ZM204 109V110H205ZM209 109V108H208ZM209 109V110H210ZM236 109V108H235ZM238 109H240V108H238ZM243 109V108H242ZM247 109V108H246ZM250 109V108H249ZM249 109H247V112H249L248 110ZM254 109V108H253ZM131 110V111H132ZM136 110H137V107H136ZM136 110H133L132 112H134V111H136ZM140 110V109H139ZM138 110V111H139ZM149 110H151V109H149ZM163 110V109H162ZM165 110H167V109H165ZM164 110V111H165ZM168 110H170V109H168ZM172 110V109H171ZM177 110V111H178ZM189 110V109H188ZM187 110V111H188ZM192 110V109H191ZM215 110V109H214ZM218 110H220L219 108L217 109V111ZM225 110V109H224ZM227 110V109H226ZM244 110V109H243ZM242 110V111H243ZM252 110V109H251ZM263 110V114H264V108H262L260 111H262ZM104 111H106V112H104ZM114 111V110H113ZM117 110H115V112H116ZM123 111V110H122ZM129 111V110H128ZM131 111L130 112H128L129 114L131 113ZM138 111H136V112H138ZM155 111H158L157 109H155L154 110V112ZM173 111V110H172ZM194 111H196V109L194 110ZM193 111V112H194ZM206 111V110H205ZM213 111V110H212ZM216 111V112H217ZM233 111H235L234 109H233ZM237 111V110H236ZM235 111V112H236ZM253 111V110H252ZM252 111L250 112V113H252ZM255 111V110H254ZM253 111V112H254ZM104 112V113H103ZM124 112H126V111H124ZM146 112V111H145ZM160 112V111H159ZM167 111H165V113H166ZM175 111H173L172 112V115H173V113H174ZM180 112V111H179ZM197 112H199V110L197 111ZM203 112V111H202ZM207 112H208V110H207ZM206 112V113H207ZM214 112V111H213ZM213 112L211 113V114H213ZM220 112H222V111H220ZM229 112H231V111H229ZM228 112V113H229ZM237 112H239V111H237ZM245 112V111H244ZM255 112H257V111H255ZM254 112V113H255ZM53 113V112H52ZM111 113V112H110ZM119 113H121V111L119 112ZM119 113H116V115L117 114H119ZM140 114L142 113V112H139ZM149 113V112H148ZM151 113V112H150ZM168 113H169V111H168ZM167 113V114H168ZM185 113H187L186 111H185ZM196 113V112H195ZM201 113V112H200ZM204 113V112H203ZM227 113V114H228ZM253 113V114H254ZM260 113L261 112H259L258 111V115H260ZM56 114V113H55ZM104 114V115H105ZM114 114V113H113ZM113 114H111L112 115V118H113ZM122 115H123V112L121 113ZM129 114H127L128 116H129ZM136 114V118H137V116L138 115H140V114H138V113H135ZM142 114H144V112L142 113ZM153 113H151V115H152ZM155 114H156V112H155ZM159 114V113H158ZM161 114V113H160ZM159 114V115H160ZM180 114V113H179ZM183 114V113H182ZM205 114V113H204ZM204 114L202 115V116H204ZM210 114V115H211ZM216 114V113H215ZM218 114H219V112L217 113V115L216 116H218ZM223 115H224V113H222ZM222 114H220V115H222ZM235 114V113H234ZM237 114V113H236ZM235 114V115H236ZM240 114V113H239ZM241 114H242V112H241ZM245 114H246V112H245ZM108 115V114H107ZM130 115H132V113L130 114ZM134 115V114H133ZM133 115H132V117H133ZM150 115V116H151ZM171 115V114H170ZM177 115V114H176ZM188 115H190V114H187V116ZM209 115V116H210ZM229 115H230V113H229ZM228 115V116H229ZM238 115V114H237ZM247 115V114H246ZM252 115V114H251ZM257 115V114H256ZM56 116V115H55ZM54 116V117H55ZM102 116V115H101ZM120 116V115H119ZM124 116H125V114H124ZM124 116H122L123 118H124ZM143 115H141V117H142ZM145 116V115H144ZM149 116V115H148ZM147 116V114H146V116L145 117H148ZM165 116V115H164ZM168 115H166V117H167ZM182 116V115H181ZM191 116L192 117H195L196 116V118H197V116L198 115H192L191 114ZM200 116V115H199ZM206 116L208 117V113L206 114ZM224 116H226V115H224ZM231 116V115H230ZM229 116V117H230ZM243 116V115H242ZM248 117H249V115H247ZM246 116V118L248 119V120H250L251 118H252V116H255V114L254 115H252V116H250L251 118L249 119L248 117ZM106 117V116H105ZM111 116H109V118H110ZM141 117H139V118H141ZM144 117V118H145ZM152 117V116H151ZM169 117V116H168ZM174 117H176V118H178L177 116H174ZM180 117V116H179ZM191 117V118H192ZM201 117V116H200ZM219 117V116H218ZM223 116H221V118H222ZM232 117V116H231ZM236 117V116H235ZM244 118H245V115L243 116ZM257 117V116H256ZM254 117L255 118V120H257V118H259V117ZM261 117V116H260ZM102 118V117H101ZM119 118H121V117H119ZM118 118V119H119ZM134 118H135V116L133 117V120L132 121H130V122H133V121H135L134 120ZM152 118H155V117H152ZM157 118V117H156ZM161 118H162V116H161ZM184 118L185 117H183V120H184ZM203 118H205V116L203 117ZM203 118H200V120H202ZM220 118V119H221ZM233 118H234V116H233ZM237 118H241L242 119V117H241V115H239V116H237L236 117V119ZM8 119V118H7ZM53 119V118H52ZM68 119V118H67ZM106 119V118H105ZM151 119V118H150ZM168 119V118H167ZM166 119V120H167ZM175 119V118H174ZM180 119H182L181 117H180ZM226 119H227V116H226ZM231 119V118H230ZM262 119V118H261ZM261 119H259V120H261ZM13 120V119H12ZM48 120V119H47ZM99 120V119H98ZM102 120H104V119H102ZM113 121H115L114 119H112ZM121 120H122V118H121ZM129 120H131L130 118H128V121ZM142 120V119H141ZM147 120V119H146ZM149 120V119H148ZM154 120H156V119H154ZM171 120V119H170ZM177 120V119H176ZM176 120H174V121H176ZM191 119H190V117H189V121L188 122H191L190 121ZM193 120V119H192ZM240 120V119H239ZM248 120H246V124H248ZM263 120V119H262ZM68 121V120H67ZM100 121V120H99ZM113 121H111L110 120V122H113ZM117 121V120H116ZM119 121V120H118ZM127 121V122H128ZM138 121H140V120H138ZM137 121V122H138ZM151 121H153V120H151ZM162 121L164 122V120H163V118H162ZM172 121V120H171ZM182 121V120H181ZM181 121L179 122V123H181ZM187 121V120H186ZM198 120L196 119V122H197ZM207 121V119L206 120H204L203 122H206ZM230 122H234V120H229ZM229 121L228 120H226V122H228L229 123ZM238 121V120H237ZM244 120H242V122H243ZM71 122V121H70ZM124 122V121H123ZM129 122V123H130ZM136 122V121H135ZM137 122H136V124L135 125H138L137 124ZM143 122V121H142ZM145 122V121H144ZM148 122H150V121H148ZM201 122V121H200ZM202 122V123H203ZM219 122V121H218ZM223 122H225V119H224V121ZM225 122V123H226ZM241 122V121H240ZM255 122V121H254ZM254 122H252V119L250 120V124H252V123H254ZM257 122V121H256ZM263 122H264V120H263ZM103 123V122H102ZM101 123V124H102ZM129 123H127V124H129ZM134 123V122H133ZM153 123H154V121H153ZM157 123V122H156ZM166 123H168V121L166 122ZM173 123H175V122H173ZM173 123H171V125H169L168 127L170 128H168V130L169 131H171L172 129H173V127H172V129H171V127L170 126H172V124ZM182 123H183V121H182ZM193 123H194V121H193ZM199 123V122H198ZM201 123V124H202ZM224 123V124H225ZM258 123H261V121H259ZM113 125H114V123H112ZM111 124V125H112ZM116 124V123H115ZM119 124H121L120 122H119ZM147 124V123H146ZM146 124H142L143 125V129H145L144 128V126L146 125ZM152 124V123H151ZM150 124V125H151ZM160 124H162V123H160ZM205 125H207V122L206 123H204ZM222 125V126H225V125ZM230 124V123H229ZM237 124H238V122H237ZM237 124H235V125H237ZM240 124V123H239ZM238 124V125H239ZM243 124V123H242ZM249 124V125H250ZM263 124V123H262ZM262 124L260 125V124H258V125H260L261 127L260 128H262L261 130L260 129H258V130H260V131H258V130H255V129H257V127H250L251 128V130H252V128H253V130L255 131V133L256 134H254L255 136L254 137H251V135H250V133L248 134V137H249V135H250V137L251 138H248V137H246V145H248V144H250V145H248V146H250V148L255 152V154H257V155H260L262 152L264 153V151L262 150V152L260 153V148H262L263 146H261V147H259L260 146V143L264 140V139H262V135L264 134V125H263V127H262ZM69 125V124H68ZM71 125V124H70ZM77 125V124H76ZM110 125V126H111ZM123 125H126V124H123ZM130 125H131V127L133 126L131 123H130ZM134 125V126H135ZM142 125H140V126H142ZM176 125V124H175ZM198 126V124H195L194 126ZM200 125V124H199ZM227 125V124H226ZM235 125H234V127L233 128H235ZM238 125H237V127H238ZM254 125H255V123H254ZM253 125V126H254ZM256 125H257V123H256ZM52 126V125H51ZM73 126V125H72ZM148 126H149V123H148ZM152 126H154V125H152ZM155 126H157V125H155ZM154 126V127H155ZM191 126V125H190ZM193 126V127H194ZM220 126V125H219ZM219 126H218V128H217V130L219 129ZM222 126H220V128L222 127ZM228 126V125H227ZM226 126V129H228V127ZM233 126V125H232ZM240 126V125H239ZM246 126V125H245ZM42 127V126H41ZM101 127H102V125H101ZM122 127V126H121ZM126 127H127V125H126ZM131 127H129V128H131ZM146 127V126H145ZM153 127V128H154ZM159 127H161V126H159ZM177 127V126H176ZM186 129H187V123H186ZM188 127H189V125H188ZM192 127V126H191ZM209 127V126H208ZM231 127V126H230ZM241 127V126H240ZM248 127V125L245 127V128H247ZM45 128V127H44ZM75 128H77L78 129V127H76L75 126ZM117 127H115V131L116 130H118V129H116ZM119 128V127H118ZM123 128H125V127H123ZM123 128H122V131H123ZM128 128V129H129ZM148 128V127H147ZM147 128L145 129L146 131H148L150 128H152V127H149V129L147 130ZM156 128H158V126L156 127ZM165 128V127H164ZM183 128V127H182ZM196 128V127H195ZM205 128V127H204ZM232 128V127H231ZM231 128H230V130H226L227 131V134H230L231 133V131H233V130H231ZM68 129V128H67ZM66 129V130H67ZM111 129H112V127H111ZM110 129V130H111ZM135 129H136V127H135ZM135 129H133L134 131H136ZM140 129H141V127H140ZM140 129L138 130V131H140ZM161 129V128H160ZM189 129H192V128H189ZM198 129V128H197ZM196 129V130H197ZM201 129H202V126H201ZM201 129H198V130H201ZM242 129V128H241ZM125 131H126V129H124ZM132 129H131V131H133ZM142 130V129H141ZM153 130V129H152ZM155 130V129H154ZM153 130V131H154ZM173 130H178V129H175V126H174V129ZM193 130V129H192ZM209 130V129H208ZM213 130V129H212ZM216 130V129H215ZM237 130L239 131V129H236V130H234V131H236L237 132ZM245 130V129H244ZM248 130H249V128H248ZM65 131V130H64ZM101 131V132H100ZM108 131V130H107ZM121 131V130H120ZM151 130H149V132H150ZM179 131V130H178ZM195 130H193V132H194ZM219 131V130H218ZM221 131V130H220ZM241 131V130H240ZM254 131H252V132H254ZM75 132H77V131H75ZM112 132V131H111ZM127 132H129V130H127ZM157 132H158V130H157ZM161 132V131H160ZM163 132H164V130H163ZM166 132V131H165ZM174 133H173V135L175 134V131H173ZM181 132V131H180ZM179 132V134H181ZM183 132V131H182ZM200 132V131H199ZM208 131H207V129H206V131H205V133H207ZM210 132H211V130H210ZM210 132H208V134L210 133ZM217 132V131H216ZM221 132H223V128H222V131ZM220 132V133H221ZM242 132H243V134H245L244 133V131H241L240 133H239V137H240V134H242ZM247 132V131H246ZM249 132V131H248ZM251 132V131H250ZM68 133V132H67ZM104 133V132H103ZM136 133V132H135ZM138 133V132H137ZM144 133V132H143ZM142 132H141V134H143ZM147 133V132H146ZM166 133H168L169 134V132H166ZM165 133V134H166ZM172 133V132H171ZM202 133H204V132H202ZM204 133V134H205ZM225 133V134H224ZM221 136H228V135H226V132H224ZM234 133V132H233ZM238 133V132H237ZM73 134H75V133H73ZM79 134V133H78ZM118 134L120 135V133L118 132ZM124 134H127V133H124ZM123 134V135H124ZM138 134H140V133H138ZM140 134V135H141ZM147 134H149V133H147ZM152 134V133H151ZM167 134V135H168ZM178 134V133H177ZM183 134V133H182ZM182 134H181V136H182ZM184 134H185V132H184ZM183 134V135H184ZM188 134V129H187V133H186V135ZM193 134H195V133H193ZM199 134V133H198ZM204 134H202L203 135V139H207L206 137H204ZM213 135L214 133L212 132V133H210L209 135ZM216 134H218V133H216ZM235 134V133H234ZM242 134V135H243ZM63 135V134H62ZM77 135V134H76ZM122 135V134H121ZM130 135V134H129ZM129 135L127 134V136L129 137ZM132 135V134H131ZM134 135V134H133ZM144 135V134H143ZM143 135L141 136V137H143ZM158 135V134H157ZM164 135V134H163ZM171 135V134H170ZM176 135V134H175ZM205 135H207V134H205ZM211 135V136H212ZM236 135V134H235ZM241 135V136H242ZM253 135V134H252ZM31 136V135H30ZM78 136V135H77ZM76 136V137H77ZM110 136V135H109ZM116 136V135H115ZM139 135H137V136H135V137H137V138H139L138 137ZM154 136H155V132H154ZM159 136V135H158ZM179 136V135H178ZM181 136H180V138H181ZM185 136V135H184ZM183 136V137H184ZM198 136V135H197ZM200 136H201V134H200ZM214 136H215V134H214ZM218 136V135H217ZM232 136V135H231ZM234 136V135H233ZM236 136H238V134L236 135ZM244 136V135H243ZM261 136V137H260ZM45 137V136H44ZM63 137V136H62ZM75 137V138H76ZM105 137V136H104ZM107 137H108V135H107ZM116 137H118V135L116 136ZM120 137V136H119ZM134 136L131 138V139H133V138H135ZM145 137H146V134H145ZM149 137V136H148ZM168 137V136H167ZM170 137H172V136H170ZM177 137V136H176ZM188 137H190V136H188ZM216 137V136H215ZM235 137V136H234ZM3 138V137H2ZM82 138H83V136H82ZM96 138H94V139H96ZM108 138H110V137H108ZM107 138V139H108ZM122 138V137H121ZM120 138V139H121ZM126 138V137H125ZM153 138V140H151V141H153V142H155V140H158L157 138L156 139H154V137H152ZM159 138V137H158ZM163 139L165 138V137H162ZM162 138H161V140H162ZM175 138V137H174ZM179 138V139H180ZM186 138V137H185ZM191 139H193L192 137H190ZM198 138H199V136H198ZM198 138H195V139H198ZM216 138H220V137H216ZM216 138H215V140L214 141H216ZM222 138H224V137H222ZM243 138V137H242ZM247 138L249 139L248 141H247ZM46 139V138H45ZM123 139V138H122ZM127 139V138H126ZM143 139V138H142ZM150 139V138H149ZM148 139V140H149ZM167 139L168 138H166V141H167ZM172 139V138H171ZM176 139V138H175ZM175 139H172V140H175ZM179 139H177L178 141H179ZM210 139H212V137L210 138ZM230 139V138H229ZM232 139H234V138H232ZM239 139V138H238ZM1 140V139H0ZM61 140V139H60ZM100 140V139H99ZM103 140H105L104 138H103ZM112 141H113V139H111ZM115 140V142H116V139H114ZM145 140V139H144ZM144 140H141L140 139V141H144ZM160 140V139H159ZM160 140V141H161ZM176 140V144H177V141ZM186 140V139H185ZM185 140H183V141H185ZM188 140V139H187ZM190 140V139H189ZM225 140V139H224ZM235 140V139H234ZM240 140V139H239ZM21 141V140H20ZM18 142V141H16V145L18 146V151L21 153V155L22 156H24L25 158H27V157H29V155H28V152H29V150H30V147H31V145L29 144V140H27V142L26 141H22V142ZM54 141V140H53ZM85 140H83V142H84ZM92 141V140H91ZM96 141V140H95ZM106 141V140H105ZM110 141V140H109ZM111 141V142H112ZM123 141H124V139H123ZM128 140H126V142H127ZM129 141H130V137H129ZM133 141V140H132ZM131 141V142H132ZM135 141V140H134ZM139 141V140H138ZM151 141H149V142H151ZM182 141V142H183ZM192 141V140H191ZM212 141V140H211ZM217 141H220V140H218L217 139ZM221 141H223V140H221ZM237 141V140H236ZM242 141H245V140H242ZM40 142V141H39ZM86 142V141H85ZM99 142V141H98ZM110 142V143H111ZM118 142H119V140H118ZM131 142H129V143H131ZM136 142V141H135ZM134 142V143H135ZM169 142V141H168ZM195 142H197V141H195ZM231 142V141H230ZM229 142V143H230ZM57 143V142H56ZM74 143V142H73ZM100 143V142H99ZM137 143V142H136ZM139 143V142H138ZM144 143H146V142H144ZM165 143V142H164ZM184 143V142H183ZM190 143H192V142H190ZM200 143H201V139H200ZM207 143V142H206ZM209 143H210V141H209ZM215 143V142H214ZM232 143V142H231ZM230 143V144H231ZM240 143V142H239ZM243 143H245V142H243ZM64 144V143H63ZM105 144V143H104ZM112 144V143H111ZM111 144L110 145H107V146H110L109 148L111 149ZM121 144H123V143H121ZM127 144V143H126ZM165 144H167V143H165ZM175 144V145H176ZM179 144H181V142L179 143ZM185 144H187V143H184V144H182V146H181V151L180 150H177V151H179L178 153L180 154V156H182L181 157V159H183V156H184V159H186L185 158V153H186V149L187 148H189L190 146H188L187 148H186V146L187 145H185ZM193 144V143H192ZM217 144V143H216ZM222 144V143H221ZM224 144H226L225 142H224ZM228 144V143H227ZM226 144V145H227ZM233 144V143H232ZM13 145V144H12ZM12 145H9V146H12ZM60 145V144H59ZM90 145H91V142H90ZM140 144H138L137 146H139ZM168 145V144H167ZM178 145V144H177ZM190 145V144H189ZM208 145V144H207ZM213 145H215V144H213ZM212 145V146H213ZM223 145V144H222ZM226 145H224V147L226 146ZM234 145H236V142L234 141ZM237 145H238V142H237ZM244 145V144H243ZM113 146H114V144H113ZM117 146H119V145H117ZM123 146V145H122ZM132 146V145H131ZM149 146H150V144H149ZM149 146L147 147L146 146V148H149ZM196 146H197V143H196ZM196 146H194V147H196ZM204 146V145H203ZM218 146V145H217ZM220 146V145H219ZM240 146V145H239ZM52 147V146H51ZM77 147V146H76ZM84 147V146H83ZM93 147V146H92ZM115 147H116V145H115ZM170 147V146H169ZM172 147H173V145H172ZM175 147V146H174ZM194 147H190L191 149L192 148H194ZM216 147V146H215ZM226 147H228V146H226ZM225 147V148H226ZM231 148H233L234 149V147L233 146H230ZM230 147L228 148V149H230ZM86 148H88L87 146H86ZM85 148V149H86ZM112 148H114V147H112ZM117 148V147H116ZM127 148V147H126ZM139 148H142V146L140 147L139 146ZM179 148H180V145H179ZM198 148V147H197ZM205 148V147H204ZM206 148H209L210 149V146H208V147H206ZM205 148V149H206ZM245 148V147H244ZM249 147H247L246 146V148L245 149H247L246 151H245V153H246V155H247V151H250V149H248ZM107 149H108V147H107ZM175 149V148H174ZM200 149V148H199ZM202 150H203V147L201 148ZM200 149V150H201ZM214 149V150H213ZM212 149V151H211V153H210V155H211V157L209 158H207V156H206V158L210 161V163H211V158H213V160H215L216 162H218L219 164H221V163H223L224 161H226L227 159H230L229 158V156L228 155H225V154H223V153H221V152H219V153H217V151L218 150H220V149H218V150H215V148H213ZM221 149H224L223 148V146H222V148ZM232 149V150H233ZM240 149V148H239ZM242 149V148H241ZM13 150H15V146L13 147ZM76 150V149H75ZM132 150V149H131ZM142 150V149H141ZM188 150V149H187ZM211 150V149H210ZM210 150H208V151H210ZM242 150H244V149H242ZM241 150V151H242ZM252 150H251V152H252ZM40 151V150H39ZM69 151V150H68ZM110 151V150H109ZM114 151H115V149H114ZM169 151V150H168ZM175 151H176V149H175ZM229 151V150H228ZM228 151L226 150V151H223V152H225V153H228ZM237 151V150H236ZM82 152V151H81ZM107 152V151H106ZM192 152V151H191ZM199 152V151H198ZM234 152V151H233ZM233 152H231V153H233ZM240 152V151H239ZM250 152V153H251ZM39 153V152H38ZM64 153V152H63ZM87 153V152H86ZM92 153V152H91ZM110 153V152H109ZM113 153V152H112ZM201 152H199V154H200ZM202 153H203V151H202ZM201 153V154H202ZM206 153V152H205ZM205 153H204V155H205ZM236 153H238V151L237 152H234L233 153V155L235 156V158L237 159L238 157L236 156ZM241 153V152H240ZM242 153H244V151H242ZM249 153V152H248ZM89 154V153H88ZM105 155H106V153H104ZM111 154V153H110ZM126 154V153H125ZM208 154H209V152H208ZM13 155V154H12ZM25 155H27V157L25 156ZM75 155V154H74ZM90 155V154H89ZM164 155V154H163ZM170 155H172V154H170ZM176 155H178L177 153H176ZM189 155V154H188ZM194 155V154H193ZM193 155H190V156H188V158L191 160V156H193ZM196 155H198V154H196ZM195 155V156H196ZM230 155H232V154H230ZM42 156H44L45 157V161H47V159L49 160V156L47 155L46 156V153H44ZM141 156H142V154H141ZM169 156V155H168ZM202 156V155H201ZM248 156V155H247ZM12 156H10V158H11ZM46 157H47V159H46ZM137 157V156H136ZM176 157V156H175ZM198 157V156H197ZM196 157V158H197ZM243 157H246L245 155L243 156ZM243 157H240L239 159H242ZM248 157H251L250 155L248 156ZM253 158H254V156H252ZM261 157H262V155H261ZM21 158V157H20ZM95 158V157H94ZM97 158V157H96ZM105 158H106V156H105ZM110 158V157H109ZM115 158V157H114ZM193 158V157H192ZM202 158H204V157H202ZM234 158V159H235ZM12 160H13V157L11 158ZM10 159V160H11ZM93 159V158H92ZM117 159V158H116ZM115 159V160H116ZM119 159V158H118ZM117 159V160H118ZM172 159V158H171ZM198 160H199V158H197ZM205 159V158H204ZM233 159V157L231 158V160ZM258 159V158H257ZM256 159V160H257ZM17 160V159H16ZM61 160V159H60ZM107 159H105V161H106ZM196 160V159H195ZM201 160V159H200ZM207 160V161H208ZM253 160H255V158L253 159ZM56 161H59V159L58 160H56ZM101 161V160H100ZM104 160H103V162H105ZM108 161V160H107ZM141 161V160H140ZM173 161V160H172ZM179 161V160H178ZM177 160H176V162H178ZM204 161V160H203ZM205 161H206V159H205ZM208 161V162H209ZM215 161H213V162H215ZM233 161V160H232ZM258 161H260V159L258 160ZM257 161V162H258ZM48 162V161H47ZM184 162V161H183ZM182 162V163H183ZM186 162V161H185ZM191 162V161H190ZM193 162V161H192ZM226 162H228V161H226ZM89 163V162H88ZM91 163V162H90ZM89 163V164H90ZM95 163V162H94ZM134 163V162H133ZM210 163H208V164H210ZM225 163V162H224ZM231 163H235V162H231ZM102 164V163H101ZM130 164V163H129ZM181 164V163H180ZM187 164H188V162H187ZM187 164H185V165H187ZM214 164V163H213ZM216 164V163H215ZM228 164V163H227ZM227 164H225V165H227ZM230 164V163H229ZM229 164H228V166H229ZM114 165V164H113ZM166 165V164H165ZM170 165V164H169ZM169 165H167V168H168V166ZM178 165V164H177ZM176 165V166H177ZM182 165V164H181ZM180 165V166H181ZM194 165H195V162H194ZM207 165V164H206ZM205 165V166H206ZM224 164L221 166L220 165V167L219 168H223L222 169V171L221 172H219V173H215V176H213V177H211V174H213V173H211L210 174V177L211 178H207V180L209 179V187L211 186V185H216V184H224V185H232V183L234 182V183H236V184H238V185H240V190L238 191V192H236L235 194H236V197L237 198H242V197H244L245 195H246V193H247V195L248 194H251L252 193V195H253V197H255L258 201V203L260 204V202H262L263 204H264V159H263V161H261V164L258 162V163H256L253 167H240V168H238V171H237V173L235 172V174H234V172H233V177H232V169L231 168H233L232 166H231V170H229V169H227V166H225ZM52 166H53V174H55V177H56V179L59 181V182H61V183H65L66 185H68V186H70V187H75V186H73L71 183H69V182H67V180H65V178H64V174H63V171H62V168H61V166H60V163L58 162V163H52ZM76 166V165H75ZM99 166V165H98ZM97 166V167H98ZM115 166V165H114ZM147 166V165H146ZM174 167H175V164L173 165ZM179 166V165H178ZM177 166V167H178ZM188 166V165H187ZM193 166V165H192ZM251 166V165H250ZM86 167H89L88 166V164H87V166ZM85 167V168H86ZM116 167V166H115ZM172 167V166H171ZM210 167V166H209ZM214 167V166H213ZM263 168V171H262V173H263V175L262 176H260V173H259V169H261V168ZM99 168V167H98ZM106 168V167H105ZM143 168V167H142ZM148 168V167H147ZM165 168V167H164ZM190 168H192L191 166H190ZM189 168V169H190ZM193 168H195V167H193ZM200 168V167H199ZM208 168V167H207ZM218 168V169H219ZM68 169V168H67ZM82 169V168H81ZM101 169V168H100ZM104 169V168H103ZM107 169V168H106ZM168 169H170V168H168ZM167 169V170H168ZM172 169V168H171ZM178 169H180V168H177V170ZM182 169H185V166H184V168L182 167ZM181 169V170H182ZM186 169H188L187 167H186ZM197 169V168H196ZM209 169V168H208ZM66 170V169H65ZM108 170V169H107ZM166 170V169H165ZM174 170V169H173ZM194 170V169H193ZM201 170V169H200ZM109 171V170H108ZM140 171V170H139ZM162 171V170H161ZM164 171V170H163ZM176 171V170H175ZM189 171V170H188ZM187 171V172H188ZM190 171H192V170H190ZM189 171V172H190ZM210 171V170H209ZM215 171V170H214ZM42 172H45V168L42 170ZM85 172V171H84ZM109 172H111V171H109ZM142 172H143V170H142ZM165 172V171H164ZM167 172V171H166ZM178 172V171H177ZM89 173V172H88ZM103 173V172H102ZM112 173V172H111ZM115 173V172H114ZM146 173V172H145ZM183 173V172H182ZM184 173H186V172H184ZM74 174V173H73ZM83 174V173H82ZM81 174V175H82ZM110 174V173H109ZM157 174H159V172L157 173ZM106 175H108V174H106ZM111 175V174H110ZM154 175H155V173H154ZM161 175H163V174H161ZM179 175V174H178ZM209 175V174H208ZM149 176H152V175H149ZM156 176V175H155ZM154 176V177H155ZM168 176V175H167ZM173 176V175H172ZM175 176H176V174H175ZM206 176V175H205ZM54 177V178H55ZM116 178H117V176H115ZM165 177V176H164ZM170 177V176H169ZM207 177H209V176H207ZM8 178V177H7ZM53 178V179H54ZM84 178V177H83ZM159 178V177H158ZM174 178V177H173ZM178 178V177H177ZM41 179H43V178H41ZM41 179H39L40 181H41ZM138 179V178H137ZM152 179V178H151ZM170 179H171V177H170ZM169 179V180H170ZM175 179V178H174ZM10 180V179H9ZM31 180V179H30ZM112 180V179H111ZM135 180V179H134ZM149 180V179H148ZM153 180V179H152ZM154 180H156V178L154 179ZM168 180V179H167ZM175 180H179V179H175ZM113 181H116L115 180V178H114V180ZM112 181V182H113ZM133 181V180H132ZM149 181H151V180H149ZM158 181V180H157ZM164 181H166V180H164ZM7 182V181H6ZM28 182V181H27ZM91 182V181H90ZM89 182V183H90ZM119 182V181H118ZM153 182H155V181H153ZM160 182V181H159ZM207 182V181H206ZM9 183V182H8ZM114 183H116L117 184V182H114ZM130 183H134V182H130ZM135 183H136V181H135ZM152 183V182H151ZM11 184V183H10ZM34 184H36V183H34ZM73 184H78L77 182L75 183H73ZM101 184V183H100ZM103 184V183H102ZM101 184V185H102ZM106 184V183H105ZM112 184V183H111ZM115 184V185H116ZM140 184V183H139ZM156 184H157V182H156ZM180 184H183V185H185V184H190L187 180H186V178H185V176H182L181 177V180H180ZM255 184H258V187H255ZM100 185V186H101ZM136 185V187H137V184H135ZM154 185V184H153ZM162 185V184H161ZM164 186L166 185V184H163ZM207 185V184H206ZM234 185V184H233ZM34 186H36V185H34ZM97 186H99V185H97ZM99 186V187H100ZM106 186V185H105ZM110 186H112V185H110ZM113 186H114V184H113ZM122 186V185H121ZM152 186V185H151ZM189 186V185H188ZM257 186V185H256ZM102 187V186H101ZM115 187V186H114ZM133 187H134V184H133ZM154 187V186H153ZM152 187V188H153ZM162 187V186H161ZM160 186H159V188H161ZM166 187V186H165ZM179 187V186H178ZM221 187V186H220ZM110 188V187H109ZM130 188V187H129ZM132 188V187H131ZM172 188V187H171ZM228 188V190H229V187H227ZM232 188H233V186H232ZM10 189V188H9ZM21 189V188H20ZM19 189V190H20ZM30 189V188H29ZM99 189V188H98ZM108 189V188H107ZM162 189H163V187H162ZM213 189V188H212ZM97 190V189H96ZM108 190H110V189H108ZM107 190V191H108ZM169 190V189H168ZM175 190V189H174ZM177 190V189H176ZM185 190V189H184ZM214 190H216V189H214ZM220 190V189H219ZM248 190H249V192H248ZM9 191V190H8ZM22 191H24V190H22ZM30 191H33V189L32 190H30ZM105 190H103V192H104ZM123 191V190H122ZM130 191V190H129ZM155 191V190H154ZM153 191V192H154ZM162 191V190H161ZM165 191H167V189L165 190ZM170 191H172V190H170ZM170 191H168V193L170 192ZM191 191V193H192V190H190ZM232 191V190H231ZM11 192H12V190H11ZM16 192V191H15ZM15 192H12L13 194L15 193ZM24 192H26V189H25V191ZM98 192H99V190H98ZM114 192H115V190H114ZM119 192V191H118ZM181 192H182V190H181ZM184 192V191H183ZM11 193V195H13ZM19 193V192H18ZM40 193V192H39ZM91 193H93V191L91 192ZM120 193V192H119ZM119 193H116V195H113L112 194V197H111V199L115 202H117L118 200H120V198H123V196H120L119 195ZM122 193V192H121ZM120 193V194H121ZM130 193V192H129ZM133 193V191L130 193V194H132ZM155 193V192H154ZM166 193V192H165ZM167 193V194H168ZM196 193V192H195ZM104 194V193H103ZM134 194H136L135 192H134ZM134 194H132V195H134ZM156 194V193H155ZM160 194V193H159ZM164 194V193H163ZM166 194V195H167ZM176 194V193H175ZM10 194H8L7 196H11ZM16 195V194H15ZM57 195V194H56ZM87 195H89V193L88 194H83L82 195V198L86 201V199H88L87 198ZM95 195V194H94ZM122 195H127V194H125L124 192H123V194ZM129 195V194H128ZM128 195H127V197H128ZM131 195V196H132ZM137 195H138V197H139V193H137L135 196L137 197ZM141 195V194H140ZM158 195V194H157ZM169 195H170V193H169ZM191 195V194H190ZM211 195H214V193L213 192H211V190L209 189V192H207V194H206V196L209 198V197H211ZM3 196V195H2ZM6 196V195H5ZM14 196V195H13ZM54 196V195H53ZM92 196V195H91ZM131 196H129V197H131ZM134 196V197H135ZM164 196V195H163ZM163 196H161L162 198H163ZM168 196V195H167ZM203 196H204V194H203ZM106 197H108V196H106ZM126 197V198H127ZM142 198L141 199H144V198H146V197H143V196H141ZM196 197V196H195ZM216 197H218V196H216ZM247 197V196H246ZM10 198V197H9ZM33 198V197H32ZM97 198V197H96ZM124 198H125V196H124ZM123 198V199H124ZM140 198V197H139ZM161 198V199H162ZM205 198V197H204ZM233 198V197H232ZM1 199V198H0ZM7 199V198H6ZM95 199V198H94ZM108 199V198H107ZM106 199V201H108ZM122 199V201H124ZM131 199V198H130ZM130 199H126L127 200V203H129L130 202V204H132L131 203V200ZM133 199V198H132ZM154 199V198H153ZM159 199H160V197H159ZM191 199H193V198H191ZM243 199V198H242ZM247 199H249V198H247ZM61 200H62V198H61ZM68 200V199H67ZM98 200V199H97ZM112 200H111V203H112ZM125 200V201H126ZM140 200V199H139ZM202 200V199H201ZM210 200H211V198H210ZM232 200V199H231ZM53 201H57V200H53ZM58 201H60V200H58ZM106 201L104 202V205L103 206H105V204H106ZM146 201V200H145ZM172 201H173V199H168L165 203H172ZM190 201V200H189ZM203 201V200H202ZM248 201V200H247ZM176 202V201H175ZM203 202H205V201H203ZM224 202H226L227 203V200L226 199H224V198H220V201H219V203H218V209H221V211H223L224 210V208L226 207V204L224 203ZM80 203H81V201H80ZM92 203V202H91ZM165 203H163V204H161V203H159V204H161V206H160V214H164V216H165V220L166 221H171V219H172V216L171 215H167V214H165V210H166V206L164 205ZM212 203V202H211ZM51 204V203H50ZM87 204V203H86ZM110 204V203H109ZM114 204V203H113ZM118 204V203H117ZM119 204H121V200H120V202H119ZM139 204L141 205L142 203L141 202H139ZM144 204V203H143ZM143 204L141 205L142 207H144L143 206ZM179 204V203H178ZM185 204L186 203H180L179 204V206H181L180 207V211H181V213L184 215V216H186V217H188V218H191V219H193V222H194V220H196V218H195V215H194V212H193V209H195L197 206H199L200 205V203L199 202H195L193 205H191V206H189V207H186L185 206ZM14 205V204H13ZM84 205V204H83ZM102 205V204H101ZM115 205V204H114ZM135 205V204H134ZM137 205V204H136ZM168 205V204H167ZM261 205V204H260ZM84 206H86V205H84ZM126 206H128V205H126ZM139 206V205H138ZM140 206V207H141ZM176 206V205H175ZM206 206V205H205ZM253 206H255V205H253ZM263 206V205H262ZM2 207V206H1ZM7 207V206H6ZM67 207V206H66ZM80 207H81V204H80ZM80 207H78V209L80 208ZM109 207H112V209L113 208H115L116 209V211H119V210H117V208H116V206L115 207H113L112 205L111 206H109ZM109 207H106V208H109ZM119 207H120V205H119ZM135 207V206H134ZM140 207H138V209L140 208ZM147 207V206H146ZM252 207V206H251ZM261 207V206H260ZM4 208V207H3ZM7 208H9V207H7ZM48 208V207H47ZM105 207H103V209L105 210L106 209ZM122 208V207H121ZM132 208V207H131ZM168 208V207H167ZM178 208V207H177ZM177 208L176 209H172L173 211H172V213H173V215L174 214H177ZM253 208H255V207H253ZM252 208V209H253ZM111 209V210H112ZM125 209V208H124ZM136 207H135V211L134 212H137L136 210H138ZM233 209V208H232ZM5 210V209H4ZM7 210V209H6ZM110 210V209H109ZM114 210V209H113ZM126 210V209H125ZM140 211L142 210L141 208L139 209ZM139 210H138V212H139ZM251 210V209H250ZM263 210V209H262ZM1 211H3V210H1ZM1 211H0V213H1ZM26 211H28V210H26ZM25 211V212H26ZM68 211H70V209H68ZM75 211V210H74ZM77 211H79V210H77ZM143 211V210H142ZM179 211V210H178ZM231 211V210H230ZM8 212H9V210H8ZM31 212V211H30ZM84 212H86V211H84ZM104 212H106V211H104ZM107 212H108V209H107ZM106 212V213H107ZM120 212V211H119ZM145 212V211H144ZM144 212H143V214H144ZM198 212V211H197ZM260 212V211H259ZM13 213V212H12ZM47 213V212H46ZM68 213V212H67ZM118 213V212H117ZM132 213V212H131ZM130 213V214H131ZM140 213V212H139ZM7 214V213H6ZM6 214H4V212L3 213H1L0 214V238H2V239H4L5 240V243L7 244V247L9 248V250H10V252H9V254H11L12 252H14L15 253V255H19L21 252H23V253H27L28 251H26V249H23L24 247H20V248H18V247H10V246H14L15 245V243L17 242V240H18V238L21 236V240L24 242V244L25 245H27V244H29V243H32V244H34V243H37L38 245H41V244H43L44 243V241L45 240H58L59 241V243L61 244V246H62V248L64 249V252L63 253H65L63 256H62V258L63 259H65V262H66V264H100L99 262L101 261V259H100V261L99 262H97L95 259H96V257H95V259L92 257V256H89V253H88V248L85 246V245H81V246H79V247H77L76 246V243H78V242H76V240L78 239V237H79V235H80V233H81V231H79V230H77V229H74V230H61L60 228H57L58 229V231H55L53 234H51V233H46V230H47V227L48 226H50V225H53V222H55V221H57V220H55V219H52V221H50L49 219H45V218H41V219H39V220H36V219H31V220H27V221H25V222H23V223H20V222H14L13 220H10L9 219V217L6 215ZM19 213H17V215H18ZM48 214V213H47ZM63 214V213H62ZM65 214V213H64ZM85 214V213H84ZM108 214V213H107ZM110 214V213H109ZM116 214V213H115ZM132 214H134V213H132ZM131 214V215H132ZM227 214V213H226ZM44 215V214H43ZM49 215V214H48ZM51 215V214H50ZM73 215V214H72ZM96 215V214H95ZM114 215V214H113ZM117 215V214H116ZM134 215H137V214H134ZM140 215V214H139ZM203 215V214H202ZM19 216H20V214H19ZM23 216H24V214H23ZM22 216V217H23ZM60 216H61V213H60ZM66 216V215H65ZM88 216H90V212L88 211ZM91 216H93V215H91ZM107 216H109V215H106V217ZM118 216V215H117ZM127 216V215H126ZM133 216V215H132ZM178 216H179V214H178ZM12 217V216H11ZM30 217V216H29ZM45 217V216H44ZM59 217V216H58ZM67 217V219H66V221H68V220H71V221H73V216L72 217H70V216H66ZM104 217V216H103ZM110 217V216H109ZM108 217V218H109ZM113 217V216H112ZM116 217V216H115ZM121 217H122V215H121ZM135 217V216H134ZM13 218V217H12ZM11 218V219H12ZM15 218H16V216H15ZM21 218V217H20ZM24 218V217H23ZM25 218H26V216H25ZM65 218V217H64ZM105 218V217H104ZM111 218V217H110ZM128 217H126V219H127ZM180 218V217H179ZM61 219V218H60ZM62 219H63V217H62ZM100 219H102L101 217H100ZM121 219H123V218H121ZM204 219V218H203ZM231 219H233V218H231ZM15 220H17V219H15ZM64 220V219H63ZM92 221H93V219H91ZM128 220V219H127ZM130 220V219H129ZM134 220V219H133ZM149 220V219H148ZM91 221V222H92ZM96 221H99L98 219L96 220L95 219V222ZM105 221H108V219L107 220H105ZM111 221V223L113 224V222H115L114 220H113V222H112V220H110ZM145 221V220H144ZM143 221V222H144ZM208 221V220H207ZM227 221V220H226ZM247 221V220H246ZM58 222V221H57ZM64 221H62V223H63ZM88 222H89V220H88ZM91 222H89L91 225H92V223ZM94 222V221H93ZM147 222V221H146ZM156 222V221H155ZM164 222V221H163ZM192 222V223H193ZM238 222V221H237ZM65 223H67V222H65ZM89 223L88 224H86V225H89ZM99 223H100V221H99ZM109 223V222H108ZM107 223V224H108ZM111 223H109L110 225H111ZM123 223H124V221H123ZM126 223H128V222H126ZM137 223V222H136ZM196 223V222H195ZM201 223V222H200ZM95 224V223H94ZM138 224H139V222H138ZM143 224V223H142ZM147 224H148V222H147ZM161 224H162V222H161ZM230 224V223H229ZM259 224H261V223H259ZM91 225H89V226H87V227H91ZM114 225H115V223H114ZM72 226V225H71ZM70 226V227H71ZM75 226V225H74ZM125 226H127V225H125ZM135 226H138L139 227V225H135ZM135 226H133V227H135ZM147 226V225H146ZM166 226V225H165ZM224 226H225V223H224V221H221L220 219H218L217 221H216V223L213 225V226H208V228H209V230H207V235H208V237H210V238H222V237H226V236H229V233H228V230L229 229H231V228H228V230L226 229V228H224ZM69 227V228H70ZM93 227H94V225H93ZM92 227V228H93ZM109 227V226H108ZM107 227V228H108ZM110 227H112V226H110ZM114 227V226H113ZM118 227H120L121 228V226L119 225ZM205 227V226H204ZM73 228V227H72ZM89 229V230H94V229ZM126 228V227H125ZM136 228V227H135ZM142 228V227H141ZM140 228V229H141ZM71 229V228H70ZM119 229V228H118ZM138 229V228H137ZM151 229H153V228H151ZM150 229V230H151ZM168 229V228H167ZM106 230V229H105ZM120 230V229H119ZM144 230V229H143ZM95 231V230H94ZM125 231H127V230H125ZM142 231V230H141ZM153 231V230H152ZM169 231V230H168ZM232 231V230H231ZM30 232H35L37 235L35 236L37 239H36V241L34 242L33 241V239L30 237V236H28L27 235V233H30ZM97 232H98V230H97ZM103 232V231H102ZM107 232V231H106ZM117 232V231H116ZM120 232V231H119ZM133 232V231H132ZM135 232V231H134ZM139 232V231H138ZM144 232V231H143ZM148 232V231H147ZM191 230H188L186 233H185V235H184V233L180 236H176V239L171 243V245L172 244H177L175 247H178V245H181V244H184V243H186V244H190L189 242H190V237H191ZM105 233V232H104ZM121 233V232H120ZM139 233H141V232H139ZM149 233H150V231H149ZM106 234V233H105ZM105 234H102L101 233V236H103V235H105ZM117 234V233H116ZM135 234H137V233H135ZM159 234V233H158ZM238 234V233H237ZM107 235V234H106ZM113 235V234H112ZM140 235V234H139ZM162 235V234H161ZM108 236V235H107ZM135 236H138V234L137 235H135ZM237 236V235H236ZM140 237H141V235H140ZM138 238H139V236H138ZM91 239H93V238H91ZM98 239H100V237L98 238ZM126 239V238H125ZM142 239H144V238H140V241L142 240ZM150 239V238H149ZM167 239V238H166ZM171 239V238H170ZM126 240H128V238L126 239ZM139 240V239H138ZM79 241V240H78ZM90 241V240H89ZM88 241V242H89ZM105 241V240H104ZM103 241V245H104V242ZM109 241V240H108ZM139 241V242H140ZM219 241V240H218ZM93 242H95V241H92V243ZM110 242V241H109ZM207 241H205L204 243H206ZM83 243V242H82ZM98 243V242H97ZM111 243H112V245H113V247L117 250V253H118V251H120V252H125V253H129V258L125 261V263L124 264H134L135 262H137V261H140V263H142V264H162L163 262H164V259L166 258H164V257H161V258H156V259H154V258H150L149 259V257H148V254H145V257L143 256L144 254L141 252V253H138V254H135L134 255V253H132V249H131V246L132 245H130L129 244V242L128 241H125V240H120V238L118 237V236H115V238L114 239H112V241H111ZM138 243V242H137ZM201 243V242H200ZM204 243H201V244H199L200 246H198L197 245V248H193L195 245H191V248H193V250H194V254H195V256L197 257V258H204V259H206V258H209V257H211L212 255H213V258H216V260H217V258L218 259H223V257L220 255H218V254H216L217 252L215 251V249L214 248H210V247H207V246H201V245H203ZM100 244V243H99ZM102 244V243H101ZM101 244H100V246H101ZM106 244H107V241H106ZM88 245V244H87ZM89 245L91 246V244H90V242H89ZM108 246L110 245V247H111V244H107ZM137 245V244H136ZM94 246V245H93ZM98 246V245H97ZM138 246V245H137ZM150 246V241L148 240V243H147V247H149ZM95 247V246H94ZM93 247V248H94ZM104 247V246H103ZM109 247V248H110ZM141 247V246H140ZM139 246H138V248H140ZM196 247V246H195ZM90 248V247H89ZM92 248V249H93ZM98 248V247H97ZM108 248V247H107ZM142 248V247H141ZM251 248H253V247H251ZM114 249V250H115ZM149 249H150V247H149ZM160 249V248H159ZM105 250H106V248H105ZM140 250V249H139ZM158 250V249H157ZM108 251H109V249H108ZM112 251V250H111ZM143 251H146L145 249L143 250ZM152 251V250H151ZM257 251V250H256ZM106 253H107V251H105ZM138 252V251H137ZM159 252V251H158ZM237 252V251H236ZM95 254H98V253H101V252H99L98 251V253H96V252H94ZM102 253H104L103 252V248H102ZM114 253V252H113ZM124 253V254H125ZM155 253H156V251H155ZM154 253V255H156ZM171 253H172V251H171ZM6 254V253H5ZM13 254V253H12ZM40 253H31L30 254V256H31V259H32V262H33V264H38L37 263V259H38V255H39ZM115 254V253H114ZM208 254H210V255H208ZM99 255H101V254H99ZM126 255V254H125ZM128 255V254H127ZM167 255H168V253H167ZM241 255V254H240ZM60 256V255H59ZM93 256H94V254H93ZM110 256V255H109ZM109 256H108V259H109ZM112 256H113V254H112ZM103 257H104V255H103ZM124 257V256H123ZM128 257V256H127ZM260 257V256H259ZM255 257L254 258V261H256V262H258V263H260V264H262V262H263V258L262 257ZM98 258V257H97ZM236 258H238V257H236ZM11 259H14L13 257H11ZM50 258H48L47 260H46V263L45 264H53L54 262H52V259H50ZM107 259V260H108ZM114 259V258H113ZM167 259H169V257L167 258ZM225 259V258H224ZM223 259V260H224ZM227 259V258H226ZM16 260V259H15ZM30 260V259H29ZM111 259H109V261H110ZM170 260V259H169ZM236 260V259H235ZM172 261V260H171ZM225 261V260H224ZM229 261V260H228ZM31 262V261H30ZM104 263L106 262V261H103ZM108 262V261H107ZM107 262L105 263V264H107ZM197 262V261H196ZM200 262V261H199ZM198 262V263H199ZM202 262V261H201ZM13 263V262H12ZM102 263V262H101ZM109 263V262H108ZM115 263V262H114ZM117 263V262H116ZM119 263V262H118ZM139 263V264H140ZM167 263V262H166ZM195 263V262H194ZM9 264H11V263H9ZM121 264V263H120ZM175 264V263H174ZM192 264V263H191ZM203 264V263H202ZM207 264V263H206Z\"/></svg>",
	"mask_w": 264,
	"mask_h": 264
}]
</instances>
